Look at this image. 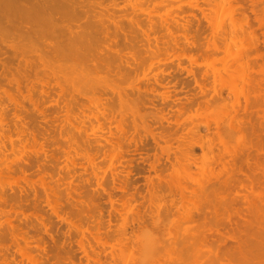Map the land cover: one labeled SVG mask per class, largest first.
I'll list each match as a JSON object with an SVG mask.
<instances>
[{"label": "rangeland", "instance_id": "374dc122", "mask_svg": "<svg viewBox=\"0 0 264 264\" xmlns=\"http://www.w3.org/2000/svg\"><path fill=\"white\" fill-rule=\"evenodd\" d=\"M56 1H58V0H56ZM61 1H63V0H61ZM71 1L73 2L72 8L69 7L70 8L69 9L68 7L64 6L63 8L68 13L67 12L65 13L64 10L62 13L61 9H63V8L62 7L57 8L59 6V4L56 7L58 2H55V0H53V1L49 0L50 4L57 8V11H56L57 13L54 12V14H56V15L58 14V15L57 16L54 15V16L56 18H58V21H56L55 23L57 25L59 22V24H61V25L58 24L59 26L57 25L54 27V28H56L55 30L53 29V31L52 30L50 31L48 28L49 25L47 26L45 24V22L44 23L42 22L43 25L40 24L39 26L36 24V27L37 26L38 27L36 28L34 26L37 31L35 30V32H33V36H32V34L29 35L32 32H30V33L26 32L29 29H35L32 27L35 24V23L34 24L32 23L33 21L29 23L28 20L27 21L22 20L20 23L19 19L17 20V17H14V16H16V13H14L11 9H9V8H8L9 10L7 9L8 14H7L6 9H5L6 14H5L4 9L0 10V11H2V10L4 11L3 15L5 14L4 16L6 17L5 18V17L1 16L2 14H0V16L3 17V18H0V55H1L0 56V78H1L0 79V84H1L0 85V112H1L0 113V119L2 121L3 120L5 121V123H3L4 121L0 122V136L2 134L7 136L5 138V136L3 135L4 137L0 139V147H1V149H0V156H1L0 157V200L1 201L4 200L3 202L0 201V209H2V210H0L1 211L0 212V242H1L0 243V253H2V254H0V257L2 256L1 257L2 259L0 258V262H1L0 264L3 263L2 262L3 260H4L3 264H9V263L10 264H32V263H30L31 260H29L27 257H28V255L31 256L34 253H35L34 256L36 257V261H39L37 263H40V264H45V263L46 264H61V263L62 264H79V262H80V264H83V263L84 264H88V263L91 264L92 262H93L92 264H98V262L101 264H114V263L115 264L116 263L117 264H120V263L121 264H153V263L154 264H201V263H203V264H264V239H263L264 238V222H263L264 219H262V218H264V214H263L264 213V208H263L264 207V184H263L264 183V181H263L264 177L262 179V182L260 181V183L263 185H259L260 183L256 184L255 180H253L254 176H253L252 171H254L253 170L254 168L252 167V165H254V164L252 162L253 159H251V157L250 158L248 157V159H246L248 161H246L245 163L240 164V161H236L237 164H236V166L234 165L235 168L237 166L241 165L240 168L244 166L242 168V170L238 169V167L236 169L233 167L234 170L233 169L231 170V172L232 171L233 172L230 173V171H229L230 167H231L230 164L232 162L230 160L235 161L236 160L235 157H239L238 155H240L241 153L243 154L244 152H245L244 154H247V153H249L250 155L254 154L255 146H252V148H251V145H252V143H253V145H255V143L257 141L256 135L259 132V130H263V132H264V121H263V119H264L263 118L264 117V109H263L264 108V103H263L264 92L262 93V91H264V89L262 90V88H261V87L264 88V80L262 81V79H264L263 78L264 77V68H263L264 67V55H263L262 60H260L259 58H256V59L253 58V55L256 54V51L253 49L254 47H251V46H255L256 42H258L257 45L259 47V50L261 52L264 51V45H263L264 42L262 43V40H264V38H263L264 36H262V34L260 32L261 30L264 31V26H262L261 30L256 28L257 22H256V20L254 21L253 13H251L249 11L250 8L253 9V7L250 6L248 2H246L247 0L246 1H243V0H175V1H171V0H80L81 3L79 0H78L79 2L77 0H71ZM253 1H256V2H254L255 3L254 4L255 10L254 9L253 10L257 14L261 13L262 16L264 17V15H263V13H264V10H263L264 2L263 1L260 2L258 0H253ZM64 2L68 4L70 2V0H68V2L65 0ZM259 2H260V4H259ZM240 3H242V5ZM247 3L249 6L247 5ZM67 4H64V5H67ZM69 4H71V3H69ZM240 5L241 6L244 5L245 7H247L245 9L246 10L245 13L248 15V17L245 13H241L243 10H242V8L239 7ZM251 5H253V4H251ZM55 7H54V9H56ZM73 7H76L77 9H75ZM58 9H60L61 11L58 12ZM71 9L73 11L76 10L75 12H77V13H75V12L73 13ZM9 11H10V13H9ZM11 11H12V13L15 14L14 16L12 15ZM136 11H138V12H136ZM142 11H143V13H142ZM257 11H259V12H257ZM70 12H72L73 15ZM144 13H146V14H144ZM75 14H76V16H75ZM68 15H69V18H68ZM77 15H78V18H77ZM101 15H103V16H101ZM9 16L14 17V19H16L19 22L18 23L19 25H22V23H23V25H22L23 29H21V27L19 25L17 26V22L15 23V21ZM70 16L72 17L71 19H70ZM62 17L65 18L66 20L63 19ZM174 17L176 18L175 19L176 21L174 20ZM178 17L181 20H179ZM182 17H183V19H182ZM252 17H253V19H252ZM4 18L5 19L9 18L10 20L8 19L7 22H5L6 20ZM31 18L33 19L34 16H32ZM67 18L70 20L67 21ZM148 18H149V20H148ZM240 18H241V20H239ZM34 19L38 20V22H40L39 20H41L40 18H38V19L34 18ZM61 19H63V20H61ZM77 19H79V20H77ZM182 20H183V23H182ZM184 20H186V21L184 22ZM74 21H76L77 23L76 22L74 23ZM172 21H174V22H172ZM175 22H179V23H175ZM247 22H249V23H247ZM4 23H5V26H3ZM151 23H153V24H151ZM44 24L47 27L46 29L44 28ZM87 24H89V25H87ZM180 24H181V27H180ZM71 25H72V28H71ZM73 25L74 26L76 25L75 26L76 28L75 27L73 28ZM178 25H179V27H178ZM8 26H10V27H8ZM24 26L26 28L28 27L29 29L24 31L26 29V28H24ZM63 26L70 28V30L72 32L74 31L72 33V35L76 34L78 36L80 34V36H81L80 32L83 31L82 32V35H83L82 38L84 37L83 39L78 38L77 36H74L77 39L71 37L70 42L72 40L74 42L75 40L77 41L78 39H80V41H77V44L79 42L82 43L80 45L78 44L79 47H77L78 45L75 42L74 44H76V45H75V47H73L74 48L73 49V48H71L73 46V44L71 42L72 45L71 44H70L71 46L69 45L70 49L68 50L71 53H69L67 51H66L67 53L63 52L64 50L62 49V46L66 48L67 45H64V44L68 43V42H66V40H64L65 43L62 42L61 45L58 42V38H59V41H61L60 35H61V37H63L62 34L65 32L64 31L65 28ZM169 26H170V28H169ZM39 27H42V28H39ZM57 27H59V28H57ZM61 27H62V29H61ZM78 28L81 31L78 30ZM254 28H256L257 30ZM7 29H8V31H7ZM82 29H84L85 31ZM22 30L24 31L23 33L21 32ZM94 30H95V33H94ZM48 31H49V33H48L49 35L47 34ZM57 31H59V32H57ZM61 31H63V32H61ZM254 31H255V33H254ZM50 32L54 36L53 37L54 39H55V37L57 38V41L55 39V42L50 43L51 40L54 41V39L52 38V35H50ZM52 32H55V33H52ZM24 33H26V34H24ZM56 34H58V35H56ZM25 35H27V37ZM45 35H48V36H45ZM91 35H92V37H91ZM29 36L30 37L32 36L31 39ZM34 37H36V38H34ZM47 37L50 39H48ZM86 37L89 39V41H87L88 45H86V46L84 45L83 47H81L83 44L86 43V40H85V39H87ZM113 39L116 41H114ZM174 39L178 43L175 42ZM25 40H26V42H28V40H29V43H26ZM108 40H109V42H108ZM110 40H111V42H110ZM41 41H43V42L41 43ZM62 41H63V39H62ZM173 41H174V43H173ZM247 41H248V43H247ZM252 41H253V43L254 42L255 43L252 44ZM30 42H31V44L32 43L33 44L31 45ZM47 42L50 44L48 45ZM43 43H44V45H43ZM51 44L55 45V47L53 45V47H54L53 50L51 49L52 48ZM117 44L119 47H117ZM125 44H126V46H129V49H128V47H125ZM157 44L161 48L158 47ZM46 45H48V46H46ZM188 45H190V47ZM130 46L131 47L134 46V47L131 48ZM56 47H58V49H59V54L57 52L58 49ZM120 47L123 49H121ZM61 49H62V51H61ZM72 49L73 50L78 49L81 53L76 51L78 53L75 54V51L73 52ZM154 50H155V52H154ZM42 51H44V53H47V55L44 54ZM51 51L52 52L55 51V52H53L54 54H52ZM125 52H128V53H125ZM48 54H49V56H48ZM57 54H58V56H57ZM66 54L67 55L70 54V55L67 57ZM81 54H82V57H84L82 59H81ZM108 54L109 55L112 54L111 55L112 57L108 56ZM126 55H128V56H126ZM73 56H75V57H73ZM116 56L118 57V59L116 58ZM248 56H250V57L252 56V58H250ZM85 57H86V60H84ZM109 57H110V59H112L111 60L112 62L108 61ZM101 58H102V60H101ZM113 59H115L114 62L116 61L117 63L116 62L113 63ZM128 59H129V61H128ZM54 60H56V61H54ZM120 60H123V61L121 62ZM257 60L259 63L257 62ZM128 62H132L133 67H132L131 71L129 70L130 68L127 67ZM93 64L95 66H93ZM105 64H107V66ZM112 64H113V66H112ZM119 64H123L126 68L123 67L122 65L119 66ZM259 64H261L262 66ZM134 66H136V67H134ZM81 67H83V68L81 69ZM88 67H89V69H91V71H89ZM96 67H97V69H96ZM101 67H102V70H101ZM111 67L114 71L113 70L109 71L111 69ZM122 67H123V69H122ZM253 67H255V68H253ZM84 68L86 69V72H85ZM124 68H125V70H124ZM119 69H120V71H119ZM87 70H88V73L89 72H91V73L94 72V73L87 74V76H86L84 74V72L87 73ZM127 70H128V72H127ZM259 72H260L262 77L259 75ZM203 73H204V75H203ZM128 74L130 75L129 78L127 77ZM250 75H252V76H250ZM6 76L8 77V79L5 78ZM240 76H242V78H245V79H242ZM125 77L128 79H126ZM248 77L250 78L249 79L250 81L246 82V84L247 83H249V84L245 85L244 80L248 79ZM164 78H165V80H164ZM181 78H183V79H181ZM255 78L257 81L255 80ZM119 79H120V81H119ZM157 79L160 81H158ZM195 79H197V80H195ZM251 79L252 80L254 79L255 82L253 83V81ZM259 79H260V81H259ZM8 80H9V82H8ZM167 81H169V82H167ZM188 81H190V82H188ZM246 81H248V80H246ZM26 82H27V85H26ZM28 82H30V83H28ZM116 82H117V84H116ZM112 83H114V84L112 85ZM255 83H256V86H255ZM260 83H261V85H259ZM98 84H100L101 86ZM262 84H263V86H262ZM114 85H116L117 87ZM250 85H251V88L253 86H255L256 88L253 87L252 88L253 90H252L250 88ZM257 85H259V87ZM166 86H168V87H166ZM187 86H188V88H187ZM195 87H197V88H195ZM247 87H248V89H245ZM18 88L20 89V91L22 90L21 93H20ZM112 88L115 89L114 91L119 90L118 95H117V92L115 93L112 91L113 90ZM150 88H151V90H150ZM209 88H211V89H209ZM131 89L136 94L135 93L133 94V91ZM249 89L251 90V92ZM258 89L262 90V91H259ZM121 90H123V91H121ZM216 90H218V91H216ZM252 91L253 92L256 91L257 97H258V94L261 92L260 93L261 95L259 94L260 96L258 97L260 103H258L259 101L257 102V100H255V101L252 100V99H254L253 95L255 94V93L253 94ZM129 92H130V94L131 93L132 94L130 95ZM198 92H199V94L201 92L200 96H199ZM250 93L253 94L252 97H251V95H249ZM120 94L121 95L123 94V95L121 96ZM243 94H245V95L247 94L246 96H248V99L250 101L249 106L251 105L250 107L247 106L248 107L247 110H249L250 108L251 109L249 111L245 110L247 112V113L245 112L246 114L243 113V110H242L244 107V103H245V101H244L245 96ZM15 95L18 97H16ZM173 95L175 97H173ZM13 96H14V98H13ZM124 96H126V97H124ZM135 96L138 98H136ZM150 96L152 97V99ZM191 96H193V97H191ZM221 96H222V98L219 99ZM234 96H237V97H234ZM122 97L124 100L122 99ZM145 97L147 98V100L151 99L152 101L150 100V102L151 103L153 102V104H151L149 102V100L146 102ZM257 97L255 99H257ZM74 98H76V99H74ZM113 98H115V99H113ZM185 98H186V101H185ZM189 98L191 100L190 102H189ZM15 99H17V100H15ZM32 99L35 102H33ZM180 99H181V101H180ZM137 100H139V102ZM143 100H144V103H143ZM177 101H178V103H176ZM145 102L146 103L149 102L150 105H149V103L145 104ZM198 102L201 105H199ZM125 103H127V104H125ZM130 103H132V104L130 105ZM134 103H135V106H133ZM138 103H140L142 105H140ZM169 103L171 105H168ZM41 104H42V106H41ZM137 104L139 105L140 108L137 106ZM159 104H161V105H159ZM179 104L180 105L183 104V106L181 105L182 106L181 107ZM240 104H243V105H240ZM258 104L261 105L260 106L261 108H259ZM95 105H97V106H95ZM123 105L124 106L127 105V106L124 107ZM172 105H174V106H172ZM178 105H179V107H178ZM238 105H239V107H238ZM40 106H41V108H40ZM241 106H242V108H240ZM145 107H147V108L145 109ZM165 107H166V109H165ZM192 107H193V109H191ZM200 107L203 109L201 110ZM221 107L224 108V111H223V108H221ZM137 108L140 110H138ZM218 108H219V111H218ZM142 109H145L146 112H145V110H142ZM182 109H184V110L186 109V111H183ZM221 109H222V111L220 112ZM225 110H228V111H225ZM236 110H238V111H236ZM240 110H242V111H240ZM262 110H263V114H261ZM139 111H143V113L142 112L140 113ZM231 111H234V112L236 111L239 118H236V117L234 118V115H235L234 112H232L229 115L228 112L230 113ZM239 111H240V113H238ZM257 111H259V113ZM217 112H219V113H217ZM117 113H118V115L120 114V116H118ZM2 114H3V117L1 118ZM240 114H241V116H240ZM227 115H228V117H227ZM75 116H77V117H75ZM137 116L138 117L140 116V117L138 118ZM240 117L243 118L241 120V122H239ZM68 118H69V120H68ZM70 118H71V120H70ZM159 118H161V119H159ZM244 118H245V120L247 118L248 120H250V122L249 121L245 122ZM134 119L138 122H136ZM231 119H232L233 123L231 122ZM130 120L132 122L134 121V123H132ZM176 121H177V124H175ZM236 121H237V123H236ZM63 122H64V124H63ZM129 122H131V123H129ZM156 122L161 123V125L159 123H156ZM192 122H193V124H192ZM78 123H79V125H76ZM140 123H142V125ZM205 123H206V125H205ZM251 123H252V125H251ZM103 124L106 126H104ZM73 125H75V126H73ZM259 125L261 126V128ZM66 126H67V128H66ZM179 126H180V128H178ZM233 126H236L235 127L236 129L233 128ZM251 126L255 127V128H252V129H254L251 131L252 133L250 132ZM13 128H14V130H13ZM73 128L75 131L73 130ZM147 128L149 130H147ZM20 129H21V131L22 130L23 131L22 132L19 131ZM11 130H13V132ZM43 130L45 131V133ZM52 130H54V131H52ZM189 130L192 132H190ZM217 130H219V131H217ZM238 130H240V131H238ZM8 131H11V133ZM25 131H27V132H25ZM135 131H137V132H135ZM207 131H208V133H207ZM220 131H221V137H219L220 135L218 134V133H220ZM241 131L243 133H241ZM254 131L257 133L254 134L255 133ZM23 132L25 134H22ZM138 132H140V133H138ZM161 132L163 133L164 136L162 135ZM231 132L232 133L234 132V134H231ZM78 133H80V134L78 135ZM147 133H148V135H147ZM225 133L228 135H226ZM246 133H247V135H246ZM17 134H19V135H17ZM51 134H53V135H51ZM81 134H82V136H81ZM158 134L159 135L161 134V135L159 136ZM165 134H167L168 136L169 135L174 136L173 137L174 139L172 138V136H170L171 138L166 137ZM191 134H193V135H191ZM198 134H200L202 136V138H200L201 136L197 137ZM207 134H209V135L207 136ZM38 135H39V137H38ZM211 135H212V137H211L212 139L209 137ZM216 135H218V137ZM252 135H254V136H252ZM8 136L10 139L8 138ZM154 136H156L157 138ZM73 137H76V138L73 139ZM158 137H160L161 139ZM4 138L5 139L8 138L10 142L8 140L5 141ZM164 138H166V140H164ZM167 138H169L168 140H170L169 141L170 143L168 142ZM194 138L198 141H201V139H203L206 142V144L208 143L209 145L207 144L208 146H206V144H205V147H207V148L204 147V149L198 148L197 145L193 146L191 148L192 150L191 149L190 150L192 152L194 151L193 152L194 156L196 155L194 157L195 161L189 160L191 162L189 165V163H187L188 162L187 160L190 158V156H191L190 153L192 154V152H190V150L187 149V148H189V146H185V144L188 143L186 145H189V143L195 142ZM208 138H210V139H208ZM222 138H225V141ZM248 138H249V140H248ZM261 138H262V140L264 139L263 134L261 135ZM2 139L5 142H3ZM11 139H12V141H11ZM47 139H49V140H47ZM144 139L146 141H144ZM155 139H157V140L154 141ZM93 140L95 141V143ZM178 140H180V141L183 140V142L182 141L179 142ZM184 140H186V142ZM242 140H244V142ZM44 141H46L48 143H46ZM171 141L173 144L171 143ZM211 141H213V142H211ZM8 142H9V144H8ZM115 142H117V143H115ZM122 142H123V144H122ZM210 142L213 144L216 143V146H214L215 144L212 146V148L214 150L212 148H208V147H211ZM228 142H230V143H228ZM234 142H235V146H234ZM249 142H251V143L248 144ZM108 143H111V145L109 146ZM223 143H227V146L225 147L224 146L225 144H223ZM144 144H145V146H144ZM177 144L183 145L182 148L178 147ZM217 144L219 145V147H217L218 146ZM5 145L7 148L9 147L11 149H7L5 147H3L4 148L3 149L2 146H5ZM136 145H137V149H136ZM138 145H139V147H138ZM140 145L143 146L142 147L143 150L141 149ZM248 145H250V146H248ZM16 146H17V148H16ZM246 146H248V147L245 148ZM12 147H14V148H12ZM144 147H146V149H148V150H146ZM171 147H173V148H171ZM5 149H7V150L5 151ZM12 149L14 150V152H12L13 151ZM185 149L189 150V152L186 151ZM249 149H251V150H249ZM263 149H264V144H263ZM49 150H50V152H49ZM175 150H177V151H175ZM246 150H249V152H247ZM7 151L8 152L10 151V152L7 153ZM71 151H73V152H71ZM129 151H131L132 153H130ZM135 151H137V152H135ZM145 151H147V152H145ZM180 151L181 152L183 151V153H185V154H179V153H181ZM240 151H241V153H240ZM2 152H3V154H2ZM140 152H142V153H140ZM176 152L178 154H176ZM237 152H238V155H237ZM72 153L74 154V157H73ZM147 153L149 154V156ZM156 153L158 156L156 155ZM162 153H166V154H162ZM204 153H207V154H204ZM216 153L217 154L219 153V154L216 155ZM111 154H112V157H111ZM132 154L135 156H133ZM172 154L175 155V157H177V158L175 159ZM193 154H192V156H193ZM203 154L207 155L208 157L204 156ZM5 155H7V156H5ZM178 155L179 156L183 155V158H182V156H180L178 158ZM184 155H185V158L187 157V160H186L187 162H185V160H184L185 159ZM263 155L264 154H261V156H260L261 157V159H260V163H261L260 167L261 168L262 167L264 168V166H263L264 165V159H262V158H264ZM146 156H148V158ZM155 156L160 158V162H159V159H157ZM201 156H203V158L204 157L205 158L202 160L200 158ZM214 156H216V157H214ZM221 156H222V159H220ZM140 157L143 160H145V158H146V160L148 159L149 161L147 160V162H146V160H145V162L144 161L142 162L141 161L142 159L141 160L139 159ZM166 157L169 159H166ZM197 157L200 158L201 160L199 161V159H196ZM231 157H233V158L231 159ZM206 158H208L209 161L210 160L214 161L215 159L222 161V163H221L220 161L217 160V162L220 163V165L222 164V166H224V169L222 168V166H219L218 163H215L216 161L214 163L210 161L211 164H209V161H207ZM213 158H215V159H213ZM72 159H73V161L75 160L74 161L75 163L72 161ZM153 159H156V160L154 161ZM224 159H226L227 161H230V163L228 164V162ZM126 161H130V163L126 162ZM153 161L154 162L157 161L158 163L157 162L156 163L158 165H156V163H152ZM167 161H169L171 164L169 162L167 163ZM180 161L181 162L184 161L185 162L184 165L188 164L187 166L190 169H186L188 167L186 165H185L186 167L184 165H181L182 163ZM173 162L176 163V164L175 163L174 164L177 167H175ZM202 162L204 164L199 165V163H202ZM205 162H208V163L206 164ZM262 163H263V165H262ZM135 164H137V165H135ZM152 164L153 165L155 164L154 165L155 168L160 167L158 170H160L161 172H159L158 170H155V172H154V170L152 168H150ZM165 164H166V166H169V168H166ZM234 164H235V162H234ZM129 165H130V167H129ZM201 165H203L204 167H202ZM248 166H251V168H249ZM218 167H221L223 170L218 168ZM10 168H11V170H10ZM26 168H29V169H26ZM171 168H172V170H171ZM180 168H181V170H180ZM225 168L229 172H227V170ZM261 168H260V171L262 170L264 173V169L263 168L261 169ZM167 169H169V170H167ZM208 169H209V171H208ZM182 170H183V172H182ZM202 170H203V173H202ZM224 170H226V172L229 174L227 175V173ZM135 171L139 172V174L136 173ZM142 171H144V172H142ZM248 171H250V172L247 175ZM131 172H133V173H131ZM141 172H142V174H141ZM191 172H194V173H191ZM207 172L213 178L211 176L207 177V176L203 175L204 173H206L205 175H208ZM129 173H131V174H129ZM159 173H162L163 176L160 175ZM183 173L184 174L187 173V174L184 176ZM213 173H215V174H213ZM127 174H128V176H127ZM165 175H166V177H165ZM180 175H181V177H180ZM194 175H195V178H194ZM124 176L125 177L127 176L126 179ZM142 176L144 179L142 178ZM168 176L171 178V180H169L170 178H167ZM172 176H173V178H172ZM186 176L187 177L190 176L191 178L189 177L190 179L187 178V180H186ZM199 176H200V178H198ZM203 176H204V178H202ZM228 176H230V177H228ZM151 177H154L156 179V181H154L155 179L154 178L152 179ZM175 177H176L177 181L175 180ZM205 177H206V180L208 183L205 181ZM244 177H246V179ZM58 178H59V180H58ZM117 178H119V179L116 180ZM134 178H137V179H134ZM145 178L146 179L148 178V180H150L151 182L150 181L145 182V180H146ZM180 178H181V180H180ZM214 178L215 179L217 178L218 180L216 179L217 180L216 181ZM250 178H252V179H250ZM61 179H63L62 180L63 184L61 182ZM124 179H125L126 184H123ZM127 179L128 180L130 179L131 183H129L130 180L128 181ZM193 179H194V181H193ZM132 180L135 184L132 182ZM137 180L139 182H137ZM168 180H169V182L171 181V183H172V185L170 184V185L166 186L167 189L169 187H171L168 189L169 191L167 189H165V185L169 183ZM202 180H203L205 185H203ZM247 180L249 181V183ZM250 180L252 181V184L250 183L251 182ZM236 181L239 184H237ZM71 182H72V184H71ZM148 182H150V183H148ZM195 182H198V184H196ZM244 182H246V184ZM145 183H146V186H143V185H145ZM155 183H157V184L154 188ZM199 183H201V185ZM229 183H230V185H229ZM241 183H243V184H241ZM45 184L48 186V190L45 189V187H47ZM149 184H150V186H149ZM160 184H161V186H160ZM120 185L121 186L125 185L124 187H122V189H123L122 191H121ZM193 185H195V187ZM199 185H200L201 190H203L205 188V190H203L204 195H203V193H202V195H200L199 191H198V193L197 192L195 193V191L200 190L198 187ZM257 185H259V186H257ZM75 186L76 187L78 186L79 189L77 187V189H78L77 190ZM182 186L183 187L184 186H186V187L190 186L191 188L189 187V188H187V190H185L186 188L185 187L182 188ZM207 186H209L210 188ZM228 186H230V187H228ZM69 187H71V188H69ZM156 187H160L158 190L159 193L157 192ZM206 188H209L208 191L209 190L210 191L209 192L206 191L207 190ZM227 188H230L231 191H230V189H228L229 191H226ZM251 188H252V190H251ZM257 188H258V190H257ZM136 189L139 190V191L137 190L138 191L136 193L137 195H135V193H133V192H136L135 191ZM176 189L179 192L182 191V194L185 193L186 198H188V199H186L185 196L183 195L182 198H184L185 201H184V199H181L183 202H180L179 200L181 197L179 195H181V194L178 195V197H179L178 198L177 197L178 192L177 191H176L177 193L175 192ZM193 189H196V190L194 191ZM64 190H65V192H64ZM149 190H150V193H148ZM260 190L261 191L263 190L262 191L263 193H260L261 192ZM48 191H49V193H48ZM128 191L130 193H128ZM141 191H142V193H141ZM166 191H168V194ZM186 191H190V193H188ZM216 191H217V193H214ZM151 192H153V194ZM173 192H175V193L173 194ZM206 192H208V193H206ZM221 192L222 193L226 192L227 195L222 194ZM193 193L196 195H194ZM8 194H9V196H8ZM156 194L158 196H155ZM172 194L174 196H170ZM217 194L219 196H217ZM237 194H239V195H237ZM248 194H250V195H248ZM261 194L263 196H261ZM50 195L52 197H54V196H56V197L51 198ZM72 195H74V196H72ZM152 195H154V196L152 197ZM159 195H160V197H159ZM205 195H206V197H204ZM235 195H237L238 197ZM77 196H78V198H77ZM121 196H123L124 198L121 199ZM192 196H194V197H192ZM196 196L203 198V199H200L201 200L200 201L199 198H195ZM215 196H216V201H215ZM223 196L224 197L227 196V197L223 198ZM258 196L260 197V199ZM18 197H19V199H18ZM28 197H29V199H28ZM110 197H111V199H110ZM118 197H119V199H118ZM128 197H130L131 201L129 200ZM155 197H157V200H155L156 199ZM175 197L178 199L177 201H176ZM217 197H220V198L217 199ZM230 197L233 198V201H232V198L230 199ZM57 198H59V199H57ZM133 198H136L135 200L136 201L138 200V201L136 202ZM138 198H140V199H138ZM209 198L211 200L215 201V205H213L214 202H212ZM237 198H238V200H237ZM52 199L53 200L55 199L57 201L56 204L58 206H56V207L54 206L55 210L53 209L52 204H51V203H53V205H55V202H54L55 200L52 202ZM60 199H61V201H59ZM245 199H246V201H245ZM62 200L64 202H66V201L67 202L71 201V202L68 205L67 202L63 203ZM72 200H74V201H72ZM77 200H78V203H76ZM82 200H84V201H82ZM191 200H193V201H191ZM236 200H237V202H235ZM242 200L244 201L245 204H242L243 203ZM123 201H124V203H123ZM84 202H85V204H84ZM168 202L171 203L173 206H170L171 204L169 205ZM177 202L181 203L182 208H181V205L179 206V204ZM190 202L193 203V204L192 203L191 204L193 205V207L195 206L194 208L192 207ZM196 202H197V204H196ZM203 202H205V203H203ZM79 203H80V205H79ZM125 203H127V204H125ZM141 203H143L144 205ZM185 203H188V206H190V207L187 208V206H186L187 204H185ZM201 203H202V207H200ZM207 203L209 206L207 205ZM248 203H250V204H248ZM61 204L63 206H60ZM89 204H91L90 209H89ZM176 204L179 207H177ZM261 204H262V206H261ZM29 205H30V207H29ZM85 205H88V206H85ZM211 205H213V206H211ZM234 205L236 207V210H237V208L239 209V210H237V211H239L238 213L234 212ZM239 205L240 206L244 205L246 208H244V206L240 207ZM251 205H253V206H251ZM11 206H13L14 208ZM75 206H76V208H75ZM78 206H79V208H78ZM81 206H82V208H81ZM216 206H217V208H215ZM224 206H225V209H224ZM237 206H239V207H237ZM174 207L178 208L181 211L176 210ZM196 207L199 209H197ZM208 207H210V209H208ZM211 207H213V208H211ZM260 207H262V208H260ZM63 208L65 211L63 210ZM80 208H81V211H80ZM84 208H85V210H84ZM153 208H156L154 210L155 211L157 210L156 212H159L160 215L157 213V215H158L157 216L155 214L156 212L154 213ZM201 208H204L203 212L205 211V213H206V214L204 213L205 216L200 215V214H198V212H196V209L200 210ZM240 208H242V209H240ZM216 209H219V210L216 211ZM75 210H76V215L73 214V211L75 213ZM59 211H60V213H58ZM161 211L163 214L161 213ZM175 211L180 215L179 218H178L179 215L178 216L175 215V213H176ZM186 211H187V213H186ZM189 211L194 213V214L196 213L195 215L191 214L193 217L195 216L193 218L195 220H191L192 218H189V217H191V215L188 214ZM80 212L83 213V215ZM112 212L115 215L112 214ZM170 212H172V213H170ZM207 212H209V214ZM216 212H219V213H217V216H216ZM55 213L57 214V216H55L56 215ZM65 213L67 214V216ZM184 213L186 214L185 218H184V216H185ZM220 213H223V215H221ZM243 213H245V214H243ZM257 213L259 214L258 216L255 215ZM60 214H61L62 218L66 217V219L68 218L70 221L68 220L69 222L67 223V221H65L66 219L63 220L61 217H59ZM77 214H80L81 216L77 215ZM91 214H92V216H91ZM197 214L199 216H197ZM218 214H219V216H218ZM227 214H229L230 215L229 217L232 218L231 219V225L235 229H232V227H231V229H229L230 227H227V226L224 228L222 226L221 227L222 229H221L220 226L218 225V227L221 230L220 232H228V231L232 232V234L234 236H236L235 237L236 239H238L241 236V239L239 238V240L243 244L242 245L243 246L242 251L244 252V254H241L238 251L237 252L235 251L236 253L235 252H229V253L224 254L222 248L219 250L217 248L219 243L214 242L217 245V246L215 245V248H214V247H212V245H214V243H212L210 246V243L205 240L204 236L207 235L208 233H210L209 230H211V228H214V229H215V227L218 228L217 227V224H218L217 219L215 217H218V220H222L220 218H223V217L225 218L226 217L225 215H227ZM41 215H43V216H41ZM71 215L73 217H71ZM87 215L89 216V218L87 217ZM134 215H137V216L134 217ZM138 215L139 216L141 215L142 217L144 216L143 221H141L142 217L139 220ZM168 215H170V216H168ZM173 215H175V216H173ZM181 215H183L182 217L184 219L181 217ZM208 215H210V216H208ZM38 216L40 219L37 218ZM166 216H168V217L165 220ZM176 216H177L178 220L180 219V222L177 221ZM202 216H204V218ZM31 217H33L34 220ZM90 217H93V219ZM152 217H154V218H152ZM196 217H198V218L196 219ZM24 218H25L26 223L23 220ZM42 218H44V220ZM59 218H61V219H59ZM73 218H74V220H73ZM109 218H111V219L109 220ZM134 218H135V220H134ZM161 218H162V220H161ZM181 218H182V220H181ZM206 218H207V220H206ZM241 218H243V222H242ZM257 218H259V219L261 218L260 221H258L259 219H257ZM12 219L14 220V222H17V223L14 224ZM47 219L49 222L47 221ZM132 219L134 220V223H133ZM201 219H202V221H201ZM5 220H7V221L11 220L10 223L11 222L12 223L10 224L9 222H6ZM40 220H43V221L41 222ZM159 220H160V222H159ZM164 221H166V223ZM188 221H189V223H188ZM194 221H197L198 223L197 222L195 223ZM213 221H215V222H213ZM234 221H236L235 222L236 224L234 223ZM238 221H239L240 225H237V224H239ZM246 222H247V224H246ZM72 223L74 224V226ZM202 223L204 224V226ZM207 223H210V224H207ZM18 224L20 225V227H22V229H23L22 231H21V228L18 226ZM158 224L160 225V227ZM161 224H163V225H161ZM41 225H43V226H41ZM140 225H142L143 227ZM205 225L208 226L210 229H206ZM17 226L19 227L18 229H17ZM61 226H63V227H61ZM71 226H72V228H71ZM129 226H130V228H129ZM161 226H163V227H161ZM235 226H237V227L242 226V227H241V229H238ZM23 227H25V228H23ZM48 227H50V229ZM74 227L76 229H78L79 232ZM109 227L110 228L112 227V228L110 229ZM164 227H166V228H164ZM190 227H191V229H190ZM12 228H15L14 232H16V230H17V232L23 233V235L25 237L22 239H25V240H22L20 238V237H22L21 235L20 236L18 235L20 233L17 234L18 237L15 235L17 232L16 233H14V232L10 233L13 230ZM196 229H198L197 230L198 232L196 231ZM214 229H212V231ZM69 230H71V231L69 232ZM72 230H74L75 232ZM193 230L196 231V233L192 232ZM232 230H234V231H232ZM169 231H171V232H169ZM202 231H204V232L202 233ZM205 231H206V234H205ZM238 231L240 232L239 233L240 235L236 234V233H238ZM86 232L93 238V240H91L92 238L88 234H86ZM140 232H142V233H141V236L139 237ZM173 232H176V233H173ZM178 232L180 235H178ZM13 233L15 236H13ZM69 233H70V235H69ZM184 233H186V234H184ZM26 234H28V235H26ZM61 234H63V235H61ZM188 234H189V237H187ZM214 234H212L214 236V238L218 237L215 232H214ZM257 234H258V236H257ZM39 235H41V236H39ZM71 235H73V236H71ZM97 235H99L98 238H97ZM129 235H131V236H129ZM162 235L164 236V238ZM173 235L176 236V238H173ZM191 236H193V239ZM200 236H201V238L199 239ZM82 237H84V238H82ZM29 238H31V239H29ZM129 238H131L132 240ZM159 238H161L163 240H161ZM190 238H191V240H190ZM27 239H28V241H27ZM217 239L218 238H215V240H217ZM56 240H58V241H56ZM80 240L81 241L83 240V241L79 242ZM88 240H90L89 241L90 243L88 242ZM181 240H183L184 242ZM195 240L196 241L198 240L199 242H196ZM200 240L202 241V244H201ZM228 241H227L228 245L235 244L233 241H230V240H228ZM14 242H15V244H14ZM85 242H87L86 243L87 246H86V244H84ZM93 242H95V243H93ZM103 242H105V243H103ZM16 243H17V245H16ZM38 243L40 246H42V244L45 246H42L40 248ZM186 243H188V245ZM197 243H198V245H197ZM79 244H81V245L84 244L85 246L84 245L81 246ZM204 244H208V245L206 246ZM125 245H127V246H125ZM95 246H97V247H95ZM58 247H60L61 249ZM194 247L198 248L197 251H195L196 248H194ZM18 248H19V251H18ZM29 248L32 251H30ZM64 248H65V251H64ZM87 249H88V251L85 252V250H87ZM205 249H206V251H205ZM41 250H42V252H41ZM92 250L94 252V255H92V253H93ZM112 250L114 251V253H112L113 255L111 254ZM16 251H18L20 254ZM29 251L31 254H29ZM46 251L47 252L49 251L51 254L49 252H48L49 253L48 254ZM193 251L196 252V254H193L194 253ZM207 251H208V253H210L212 251L213 255L211 253L209 255H207L208 254ZM58 252H60V253H58ZM61 252H63V254ZM64 252H66V253H64ZM182 252H184V253H182ZM188 252L191 254H189ZM216 252H217V254H216ZM4 253H6V254L3 255ZM218 253H219V255H218ZM233 253H235V254H233ZM46 254H48V255L46 256ZM58 254H59V256H57ZM87 254H89L90 256ZM115 254H116V256H115ZM62 255H64V256H62ZM71 255L73 256V258ZM109 255H110V257H109ZM37 256H38V258H37ZM67 256H68V258H67ZM85 256H89V257H85ZM177 256L180 260L177 258ZM11 257H14V258L9 259ZM150 257H152V258H150ZM59 258H62V259H59ZM80 258H81V261H80ZM98 258L100 259V261H98L99 260ZM5 259H6V261H5ZM21 259H25V260H21ZM38 259H40V260H38ZM51 259H54V261ZM68 259L72 263L69 262ZM145 259H146V262H145ZM155 259H156V261H155ZM176 259H177V261H176ZM152 260H154L155 262ZM151 261H152V263H151ZM168 261H170V262L168 263ZM141 262H143V263H141Z\"/></svg>", "mask_w": 264, "mask_h": 264}, {"label": "bare ground", "instance_id": "6f19581e", "mask_svg": "<svg viewBox=\"0 0 264 264\" xmlns=\"http://www.w3.org/2000/svg\"><path fill=\"white\" fill-rule=\"evenodd\" d=\"M51 1H53V0H51ZM60 1H61V0H58V1L55 0V2H58L57 5L53 2V3L56 5V7H57L58 4H59V6H58L57 8H59V7H62V8H63L64 6H66V7H68V8H69V7L72 8V6H73V5H72L73 2H72L71 0H70V2H69V3H71V4H69V3H68V4L65 3V2H64L65 0H63V1H61V2H60ZM66 1L68 2V0H66ZM77 1H78V0H77ZM79 1H80V0H79ZM79 1H78V2H79ZM171 1H175V0H171ZM243 1H246V0H243ZM258 1H260V2L263 1V2H264V0H258ZM63 2H64V3H63ZM238 2H239V1H238ZM240 2H241V1H240ZM246 2H248L249 5L252 6L253 9H254V4H255L254 2H256V1H253V0H247ZM252 2H253V3H252ZM260 2H259V4H260ZM80 3H81V1H80ZM82 3H83V2H82ZM248 3H247V5H248ZM64 4H67L68 6H67V5H64ZM240 4L242 5V3H240ZM251 4H253V5H251ZM69 5H70V6H69ZM77 5H78V4H77ZM77 5H76V6H77ZM238 5H239V4H238ZM241 5L239 6V7L242 8V10H243L241 13H245V12H246L245 9H246L247 7H245L244 5H243V6H241ZM249 5H248V6H249ZM54 7H55V6H53V5L50 4L49 0H48V1H47V0H0V10H1V9H4L5 14H6V10L9 8V9H11L14 13H16V16H14L15 14L12 13V11H11L12 15H13L14 17H17V20L19 19L20 23H21L22 20H23V21H24V20H25V21L28 20L29 23L33 21L32 23H33V24L35 23V24H34V25L32 24V25H33L32 27L35 28V27H36V24L39 26L40 24L43 25V23L45 22V24H46L47 26L49 25L48 28H49L50 31H51V30L53 31V29L55 30L56 28H54V27L57 26V25L59 24V22H58L57 25H56V23H55L56 21H58V18L55 17V16H57L58 14H57V15L54 14V12L57 11V8L55 7L56 9H54ZM66 7H65V8H66ZM77 7H78V6H77ZM73 8L77 9L76 7H73ZM80 8H81V7H80ZM240 8H239V9H240ZM262 8H263V7H262ZM5 9H6V10H5ZM9 9H8V10H9ZM69 9H70V8H69ZM75 9H74V10H75ZM253 9L250 8L249 11H250L251 13H253V15H254V21L256 20V22H257V27H256V28H258V29L261 30L262 26H264V17L262 16L261 13H260L261 15H260V14H257V13L254 11L255 9H254V10H253ZM8 10H7V14H8ZM61 10H62V13H63V10L65 11L64 8L61 9ZM61 10L58 9V12L61 11ZM66 10H67V9H66ZM71 10H72V9H71ZM261 10H262V9H261ZM263 10H264V8H263ZM4 11H3V10L0 11V12H1L0 14H2L1 16H3V17H5V16H4L5 14L3 15ZM15 11H16V12H15ZM75 11H76V10H75ZM75 11L72 10L73 13H74ZM83 11H84V10H83ZM150 11H151V10H150ZM155 11H156V10H155ZM247 11H248V10H247ZM66 12H67V11H65V13H66ZM72 12H70V13H72ZM134 12H135V11H134ZM136 12H138V11H136ZM140 12H141V11H140ZM257 12H259V11H257ZM9 13H10V11H9ZM56 13H57V12H56ZM65 13H64V14H65ZM67 13H68V12H67ZM70 13H69V14H70ZM73 13H72V15H73ZM75 13H77V12H75ZM96 13H97V12H96ZM132 13H133V12H132ZM142 13H143V11H142ZM247 13H248V12H247ZM262 13H263V12H262ZM102 14H103V13H102ZM134 14H135V13H134ZM144 14H146V13H144ZM245 14H246V13H245ZM9 15H10V14H9ZM54 15H55V16H54ZM238 15H239V14H238ZM246 15H247V14H246ZM263 15H264V13H263ZM1 16H0V18H3V17H1ZM32 16H34V18H37V19L40 18L42 21L39 20L40 22H38V20H35L34 18H33V19H34V20H33V19L31 18ZM75 16H76V14H75ZM101 16H103V15H101ZM9 17H11V18L15 21V23L17 22V26L19 25V24H18L19 22H18L16 19H14V17H12V16H9ZM175 17H176V16H175ZM175 17H174V20L176 19ZM247 17H248V15H247ZM5 18H6V17H5ZM5 18H4V19H5ZM27 18H28V19H27ZM62 18H63V17H62ZM68 18H69V15H68ZM68 18H67V21L70 20L72 17L70 16V19H68ZM77 18H78V15H77ZM132 18H133V17H132ZM136 18H137V17H136ZM8 19H9V18H8ZM8 19H5L6 21H5V20H4V21L7 22ZM31 19H32V20H31ZM63 19H65V18H63ZM63 19H61V20H63ZM134 19H135V18H134ZM178 19H179V17H178ZM178 19H177V20H178ZM182 19H183V17H182ZM252 19H253V17H252ZM9 20H10V19H9ZM65 20H66V19H65ZM77 20H79V19H77ZM77 20H76V21H77ZM128 20H129V19H128ZM148 20H149V18H148ZM179 20H181V19H179ZM239 20H241V18H240ZM243 20H244V19H243ZM36 21H37V22H36ZM67 21H66V22H67ZM71 21H72V20H71ZM71 21H70V22H71ZM76 21H74V23H75ZM97 21H98V20H97ZM130 21H131V20H130ZM175 21H176V20H175ZM185 21H186V20H184V22H185ZM42 22H43V23H42ZM64 22H65V21H64ZM77 22H78V21H77ZM77 22H76V23H77ZM137 22H138V21H137ZM149 22H150V21H149ZM151 22H152V21H151ZM172 22H174V21H172ZM2 23H3V22H2ZM8 23H9V22H8ZM29 23H28V24H29ZM38 23H39V24H38ZM78 23H79V22H78ZM83 23H84V22H83ZM101 23H102V22H101ZM167 23H168V22H167ZM170 23H171V22H170ZM175 23H179V22H175ZM175 23H174V24H175ZM182 23H183V20H182ZM247 23H249V22H247ZM45 24H44V28L46 29L47 27L45 26ZM68 24H69V23H68ZM70 24H71V23H70ZM85 24H86V23H85ZM151 24H153V23H151ZM171 24H172V23H171ZM14 25H15V24H14ZM14 25H13V26H14ZM22 25H23V23H22ZM22 25H19V26L21 27V29H23V28H22ZM30 25H31V24H30ZM59 25H61V24H59ZM59 25H58V26H59ZM65 25H66V24H65ZM77 25H78V24H77ZM87 25H89V24H87ZM185 25H186V24H185ZM255 25H256V24H255ZM3 26H5V23H4ZM10 26H11V25H10ZM10 26H8V27H10ZM13 26H12V27H13ZM34 26H35V27H34ZM38 26H37V27H38ZM69 26H70V25H69ZM75 26H76V25H75ZM75 26L73 25V28H74ZM80 26H81V25H80ZM85 26H86V25H85ZM92 26H93V25H92ZM170 26H171V25H170ZM170 26H169V28H170ZM175 26H176V25H175ZM186 26H187V25H186ZM188 26H189V25H188ZM250 26H251V25H250ZM37 27H36V28H37ZM42 27H43V26H42ZM42 27H39V28H42ZM63 27L65 28V30L63 29V30L65 31V32H64L65 34H64V33L62 34L63 37H61V35H60L61 41H59V38H58V42H59L60 45H61V43H62V42L65 43L64 40H66V42H68V43H66V44H64V45H67V46H66L67 49H66L65 47L62 46V49L64 50L63 52H66V51H67V52L71 53L70 51H68V50L70 49V46L73 44V46H72L71 48L75 47V45L77 44V41H80V39H78L77 41L75 40L74 42H73V40H72V41H71L72 44H71V42H70L71 37L75 38L74 36H77V35H76L75 33H74L75 35H72V33H73L74 31L72 32V31L70 30V28H68V27H66V26H63ZM178 27H179V25H178ZM178 27H177V28H178ZM180 27H181V24H180ZM182 27H183V26H182ZM252 27H253V26H252ZM24 28H26V27L24 26ZM36 28H35V29H29V28L27 27L24 31H26L27 29H29V30H27L26 32H27V33L32 32V33H30L29 35L32 34V36H33V32H35ZM57 28H59V27H57ZM71 28H72V25H71ZM75 28H76V27H75ZM81 28H82V27H81ZM83 28H84V27H83ZM91 28H92V27H91ZM174 28H175V27H174ZM184 28H185V27H184ZM256 28H254V29H256ZM21 29H20V30H21ZM45 29H44V30H45ZM61 29H62V27H61ZM85 29H86V28H85ZM87 29H88V28H87ZM105 29H106V28H105ZM172 29H173V28H172ZM181 29H182V28H181ZM240 29H241V28H240ZM32 30H33V31H32ZM41 30H42V29H41ZM57 30H58V29H57ZM78 30H80V29L78 28ZM82 30H84V29H82ZM91 30H92V29H91ZM95 30H96V29H95ZM95 30H94V33H95ZM256 30H257V29H256ZM7 31H8V29H7ZM24 31L22 30L21 32L23 33ZM36 31H37V30H36ZM42 31H43V30H42ZM80 31H81V30H80ZM84 31H85V30H84ZM1 32H2V31H1ZM4 32H5V31H4ZM44 32H45V31H44ZM57 32H59V31H57ZM57 32H56V33H57ZM61 32H63V31H61ZM82 32H83V31L80 32V33H81V36H80V34L77 36L78 38H82V36H83V35H82ZM87 32H88V31H87ZM87 32H86V33H87ZM248 32H249V31H248ZM260 32H261L262 36H264V31L261 30ZM37 33H38V32H37ZM48 33H49V31L47 32V34H48ZM52 33H55V32H52ZM77 33H78V32H77ZM89 33H90V32H89ZM191 33H192V32H191ZM254 33H255V31H254ZM24 34H26V33H24ZM58 34H59V33H58ZM58 34H56V35H58ZM87 34H88V33H87ZM48 35H49V34H48ZM48 35H45V36H48ZM50 35H52L51 32H50ZM64 35H65V36H64ZM249 35H250V34H249ZM21 36H22V35H21ZM25 36L27 37V35H25ZM25 36H24V37H25ZM32 36H31V37H32ZM79 36H80V37H79ZM88 36H89V35H88ZM29 37H30V36H29ZM31 37H30V39H31ZM36 37H37V36H36ZM36 37H34V38H36ZM49 37H50V36H49ZM53 37H54V36L52 35V38H53ZM91 37H92V35H91ZM103 37H104V36H103ZM145 37H146V36H145ZM191 37H192V36H191ZM250 37H251V36H250ZM47 38H48V37H47ZM73 38H72V39H73ZM83 38H84V37H83ZM83 38H82V39H83ZM86 38H87V37H86ZM195 38H196V37H195ZM263 38H264V37H263ZM48 39H50V38H48ZM53 39H54V38H53ZM55 39H56V41H57V38H56V37H55ZM55 39H54V41L51 40L50 43L55 42ZM62 39H63V41H62ZM75 39H77V38H75ZM249 39H250V38H249ZM20 40H21V39H20ZM45 40H46V39H45ZM85 40H86V43L83 44L81 47H83L84 45H85V46L88 45L87 41H89V39L87 38V39H85ZM113 40H114V39H113ZM244 40H245V39H244ZM250 40H251V39H250ZM43 41H44V40H43ZM43 41H41V43H42ZM90 41H91V40H90ZM114 41H116V40H114ZM174 41H175V39H174ZM174 41H173V43H174ZM257 41H258V40H257ZM25 42H26V40H25ZM39 42H40V41H39ZM69 42H70V43H69ZM75 42H76V44H74ZM108 42H109V40H108ZM110 42H111V40H110ZM129 42H130V41H129ZM175 42H177V41H175ZM197 42H198V41H197ZM197 42H196V43H197ZM263 42H264V40H262V43H263ZM26 43H29V40H28V42H26ZM41 43H40V44H41ZM44 43H45V42H44ZM44 43H43V45H44ZM47 43H48V42H47ZM50 43H48V45H49ZM116 43H117V42H116ZM119 43H120V42H119ZM126 43H127V42H126ZM177 43H178V42H177ZM190 43H191V42H190ZM247 43H248V41H247ZM249 43H250V42H249ZM254 43H255V42H254ZM254 43H253V41H252V44H254ZM257 43H258V42H256V45H255V46H251V47H254L253 49L256 51V54L253 55V58H255V59H256V58H259L260 60H262V59H263V55H264V51L261 52V51L259 50V47H258ZM30 44H31V42H30ZM32 44H33V43H32ZM32 44H31V45H32ZM34 44H35V43H34ZM70 44H71V45H70ZM78 44L80 45V44H82V43L79 42ZM78 44H77V45H78ZM130 44H131V43H130ZM260 44H261V43H260ZM36 45H37V44H36ZM48 45H46V46H48ZM51 45H52V44H51ZM51 45H50V46H51ZM53 45H54V44H53ZM53 45L51 46V47H52V48H51L52 50H53V48L55 47V45H54V47H53ZM56 45H57V44H56ZM69 45H70V46H69ZM79 45H78L77 47H79ZM109 45H110V44H109ZM127 45H128V44H127ZM155 45H156V44H155ZM263 45H264V43H263ZM57 46H58V45H57ZM68 46H69V47H68ZM122 46H123V45H122ZM157 46L160 47L158 44H157ZM188 46L190 47V45H188ZM249 46H250V45H249ZM36 47H37V46H36ZM88 47H89V46H88ZM108 47H109V46H108ZM117 47H119L118 44H117ZM123 47H124V46H123ZM125 47H128V49H129V46H126V44H125ZM130 47H131V46H130ZM132 47H134V46H132ZM132 47H131V48H132ZM48 48H49V47H48ZM56 48L58 49V47H56ZM59 48H60V47H59ZM120 48H121V47H120ZM131 48H130V49H131ZM155 48H156V47H155ZM160 48H161V47H160ZM193 48H194V47H193ZM195 48H196V47H195ZM39 49H40V48H39ZM62 49H61V51H62ZM73 49H74V48H73ZM73 49H72V50H73ZM78 49H79V48H78ZM78 49H77V50H73V52L75 51V54L78 53V52H80ZM108 49H109V48H108ZM121 49H123V48H121ZM121 49H120V50H121ZM124 49H125V48H124ZM158 49H159V48H158ZM248 49H249V48H248ZM253 49H252V50H253ZM41 50H42V49H41ZM109 50H110V49H109ZM111 50H112V49H111ZM250 50H251V49H250ZM38 51H39V50H38ZM61 51H60V52H61ZM76 51H78V52H76ZM112 51H113V50H112ZM123 51H124V50H123ZM125 51H126V50H125ZM39 52H40V51H39ZM42 52L44 53V51H42ZM51 52H52V51H51ZM53 52H55V51H53ZM53 52H52V54H54ZM57 52H58V54H59V49H58ZM63 52H62V53H63ZM67 52H66V53H67ZM107 52H108V51H107ZM128 52H129V51H128ZM128 52H125V53H128ZM131 52H132V51H131ZM154 52H155V50H154ZM251 52H252V51H251ZM253 52H254V51H253ZM62 53H61V54H62ZM80 53H81V52H80ZM80 53H79V54H80ZM108 53H109V52H108ZM244 53H245V52H244ZM39 54H40V53H39ZM41 54H42V53H41ZM44 54L47 55V53H44ZM58 54H57V56H58ZM61 54H60V55H61ZM64 54H65V53H64ZM131 54H132V53H131ZM246 54H247V53H246ZM250 54H251V53H250ZM62 55H63V54H62ZM66 55H67V54H66ZM69 55H70V54H68L67 57H68ZM100 55H101V54H100ZM102 55H103V54H102ZM111 55H112V54H111ZM111 55L108 54V56H111ZM121 55H122V54H121ZM132 55H133V54H132ZM247 55H248V54H247ZM0 56H1V55H0ZM48 56H49V54H48ZM54 56H55V55H54ZM126 56H128V55H126ZM44 57H45V56H44ZM71 57H72V56H71ZM73 57H75V56H73ZM111 57H112V56H111ZM114 57H115V56H114ZM246 57H247V56H246ZM248 57H250V56H248ZM50 58H51V57H50ZM82 58H84V57H82V54H81V59H82ZM102 58H103V57H102ZM102 58H101V60H102ZM116 58L118 59L117 56H116ZM116 58H115V59H116ZM250 58H252V56H251ZM55 59H56V58H55ZM62 59H63V58H62ZM77 59H78V58H77ZM92 59H93V58H92ZM99 59H100V58H99ZM109 59H110V57L108 58V61H111V60H112V59H110V60H109ZM115 59H113V63L116 62V61L114 62ZM119 59H120V58H119ZM133 59H134V58H133ZM133 59H132V60H133ZM141 59H142V58H141ZM60 60H61V59H60ZM70 60H71V59H70ZM84 60H86V57H85ZM104 60H105V59H104ZM126 60H127V59H126ZM54 61H56V60H54ZM58 61H59V60H58ZM79 61H80V60H79ZM87 61H88V60H87ZM117 61H118V60H117ZM120 61L122 62L123 60H120ZM128 61H129V59H128ZM130 61H131V60H130ZM134 61H135V60H134ZM150 61H151V60H150ZM27 62H28V61H27ZM52 62H53V61H52ZM101 62H102V61H101ZM104 62H105V61H104ZM111 62H112V61H111ZM118 62H119V61H118ZM121 62H120V63H121ZM125 62H126V61H125ZM125 62H124V63H125ZM136 62H137V61H136ZM255 62H256V61H255ZM257 62H258V60H257ZM29 63H30V62H29ZM77 63H78V62H77ZM105 63H106V62H105ZM116 63H117V62H116ZM251 63H252V62H251ZM258 63H259V62H258ZM258 63H257V64H258ZM262 63H263V62H262ZM80 64H81V63H80ZM97 64H98V63H97ZM101 64H102V63H101ZM70 65H71V64H70ZM73 65H74V64H73ZM85 65H86V64H85ZM91 65H92V64H91ZM105 65L107 66V64H105ZM120 65H122L123 67H125L123 64H119V66H120ZM125 65H126V64H125ZM127 65H128L127 67L130 68L129 70L131 71V69H132V67H133V66H132V62H128ZM259 65H261V64H259ZM259 65H258V66H259ZM75 66H76V65H75ZM75 66H74V67H75ZM82 66H83V65H82ZM93 66H95V65L93 64ZM112 66H113V64H112ZM190 66H191V65H190ZM261 66H262V65H261ZM86 67H87V66H86ZM123 67H122V69H123ZM134 67H136V66H134ZM157 67H158V66H157ZM159 67H160V66H159ZM247 67H248V66H247ZM247 67H246V68H247ZM82 68H83V67H81V69H82ZM108 68H109V67H108ZM113 68H114V67H113ZM125 68H126V67H125ZM125 68H124V70H125ZM253 68H255V67H253ZM258 68H259V67H258ZM263 68H264V67H263ZM84 69H85V68H84ZM88 69H89V67H88ZM94 69H95V68H94ZM96 69H97V67H96ZM156 69H157V68H156ZM163 69H164V68H163ZM261 69H262V68H261ZM25 70H26V69H25ZM77 70H78V69H77ZM101 70H102V67H101ZM111 70H113L112 67H111V69H110L109 71H111ZM133 70H134V69H133ZM193 70H194V69H193ZM243 70H244V69H243ZM27 71H28V70H27ZM81 71H82V70H81ZM89 71H91V69H89ZM113 71H114V70H113ZM119 71H120V69H119ZM134 71H135V70H134ZM85 72H86V69H85ZM85 72H84V74H85L86 76H87V74H90V73H91V72L88 73V70H87V73H85ZM96 72H97V71H96ZM127 72H128V70H127ZM194 72H195V71H194ZM92 73H94V72H92ZM92 73H91V74H92ZM113 73H114V72H113ZM117 73H118V72H117ZM244 73H245V72H244ZM244 73H243V74H244ZM248 73H249V72H248ZM109 74H110V73H109ZM130 74H131V73H130ZM137 74H138V73H137ZM241 74H242V73H241ZM250 74H251V73H250ZM254 74H255V73H254ZM257 74H258V73H257ZM112 75H113V74H112ZM112 75H111V76H112ZM117 75H118V74H117ZM117 75H116V76H117ZM159 75H160V74H159ZM170 75H171V74H170ZM203 75H204V73H203ZM259 75L261 76L260 72H259ZM259 75H258V76H259ZM109 76H110V75H109ZM129 76H130V75L128 74L127 77L129 78ZM242 76H243V75H242ZM242 76H240V77L242 78ZM250 76H252V75H250ZM250 76H249V77H250ZM89 77H90V76H89ZM175 77H176V76H175ZM249 77H248V79H246V80H248V81L244 80V81H245V85L249 84V83L246 84V82H249V81H250V80H249V79H250ZM261 77H262V76H261ZM5 78L8 79L7 76H6ZM125 78H126V77H125ZM128 78H126V79H128ZM165 78H166V77H165ZM165 78H164V80H165ZM246 78H247V77H246ZM251 78H252V77H251ZM256 78H257V77H256ZM256 78H255V80H256ZM258 78H259V77H258ZM263 78H264V77H263ZM0 79H1V78H0ZM10 79H11V78H10ZM14 79H15V78H14ZM94 79H95V78H94ZM132 79H133V78H132ZM149 79H150V78H149ZM155 79H156V78H155ZM159 79H160V78H159ZM181 79H183V78H181ZM242 79H245V78H242ZM261 79H262V78H261ZM124 80H125V79H124ZM157 80H158V79H157ZM195 80H197V79H195ZM251 80H252V79H251ZM263 80H264V79H262V81H263ZM15 81H16V80H15ZM109 81H110V80H109ZM119 81H120V79H119ZM158 81H160V80H158ZM252 81H253V83L255 82L254 79H253ZM256 81H257V80H256ZM259 81H260V79H259ZM8 82H9V80H8ZM17 82H18V81H17ZM149 82H150V81H149ZM167 82H169V81H167ZM188 82H190V81H188ZM198 82H199V81H198ZM28 83H30V82H28ZM98 83H99V82H98ZM102 83H103V82H102ZM114 83H115V82H114ZM114 83H112V85H113ZM146 83H147V82H146ZM200 83H201V82H200ZM100 84H101V83H100ZM100 84H98V85H100ZM116 84H117V82H116ZM151 84H152V83H151ZM243 84H244V83H243ZM0 85H1V84H0ZM19 85H20V84H19ZM19 85H18V86H19ZM26 85H27V82H26ZM259 85H261V83H260ZM259 85H257V86L259 87ZM100 86H101V85H100ZM114 86H116V85H114ZM118 86H119V85H118ZM243 86H244V85H243ZM252 86H253V85H252ZM255 86H256V83H255ZM255 86H253V87H255ZM262 86H263V84H262ZM1 87H2V86H1ZM116 87H117V86H116ZM116 87H115V88H116ZM157 87H158V86H157ZM166 87H168V86H166ZM175 87H176V86H175ZM190 87H191V86H190ZM241 87H242V86H241ZM248 87H249V86H248ZM248 87L245 88V89H248ZM253 87H252V88H253ZM118 88H119V87H118ZM187 88H188V86H187ZM195 88H197V87H195ZM195 88H194V89H195ZM239 88H240V87H239ZM250 88H251V85H250ZM252 88H251V89H252ZM255 88H256V87H255ZM261 88H262V90L264 89L263 87H261ZM18 89H19V88H18ZM23 89H24V88H23ZM112 89H113V88H112ZM119 89H120V88H119ZM209 89H211V88H209ZM240 89H241V88H240ZM240 89H239V90H240ZM1 90H2V89H1ZM4 90H5V89H4ZM114 90H115V89H113L112 91L115 92V93L117 92V95H118V91H119V90H118V91H117V90L114 91ZM131 90H132V89H131ZM144 90H145V89H144ZM150 90H151V88H150ZM195 90H196V89H195ZM231 90H232V89H231ZM241 90H242V89H241ZM243 90H244V89H243ZM249 90H250V89H249ZM252 90H253V89H252ZM258 90H259V89H258ZM262 90H259V91H262ZM5 91H6V90H5ZM19 91H20V89H19ZM21 91H22V90H21ZM21 91H20V93H21ZM31 91H32V90H31ZM47 91H48V90H47ZM62 91H63V90H62ZM121 91H123V90H121ZM132 91H133V90H132ZM164 91H165V90H164ZM190 91H191V90H190ZM190 91H189V92H190ZM197 91H198V90H197ZM216 91H218V90H216ZM259 91H258V92H259ZM3 92H4V91H3ZM26 92H27V91H26ZM125 92H126V91H125ZM187 92H188V91H187ZM232 92H233V91H232ZM250 92H251V90H250ZM252 92H253V91H252ZM263 92H264V91H262V93H263ZM47 93H48V92H47ZM49 93H50V92H49ZM61 93H62V92H61ZM115 93H114V94H115ZM120 93H121V92H120ZM126 93H127V92H126ZM134 93H135V92L133 91V94H134ZM145 93H146V92H145ZM176 93H177V92H176ZM183 93H184V92H183ZM219 93H220V92H219ZM236 93H237V92H236ZM248 93H249V92H248ZM254 93H255V94H254ZM260 93H261V92H260ZM260 93H259V94H260ZM1 94H2V93H1ZM6 94H7V93H6ZM9 94H10V93H9ZM124 94H125V93H124ZM129 94H130V92H129ZM131 94H132V93H131ZM131 94H130V95H131ZM135 94H136V93H135ZM153 94H154V93H153ZM198 94H199V92H198ZM200 94H201V92H200ZM200 94H199V96H200ZM202 94H203V93H202ZM253 94H254V95H253ZM253 94L250 93L249 95H251V97H252V95H253L254 99H252V100H254V101L257 100V102H258V101H259L258 97H259L261 94H260V95L258 94V97H257V95H256V91L253 92ZM120 95H121V94H120ZM122 95H123V94H122ZM122 95H121V96H122ZM151 95H152V94H151ZM155 95H156V94H155ZM192 95H193V94H192ZM214 95H215V94H214ZM243 95L245 96V97H244V101H245V103H244V107H243L242 110H243V113H245V112H246L245 110L248 109L247 106H249L250 101H249V99H248V96H246L247 94H246V95L243 94ZM262 95H263V94H262ZM15 96H16V95H15ZM64 96H65V95H64ZM152 96H153V95H152ZM170 96H171V95H170ZM177 96H178V95H177ZM195 96H196V95H195ZM203 96H204V95H203ZM207 96H208V95H207ZM217 96H218V95H217ZM16 97H18V96H16ZM31 97H32V96H31ZM51 97H52V96H51ZM119 97H120V96H119ZM124 97H126V96H124ZM129 97H130V96H129ZM135 97H136V96H135ZM146 97H147V96H146ZM146 97H145L146 102H147L148 100H149V102H150V100L152 99V97L150 96L151 99H148V100H147ZM155 97H156V96H155ZM160 97H161V96H160ZM173 97H175V96L173 95ZM191 97H193V96H191ZM196 97H197V96H196ZM234 97H237V96H234ZM256 97H257V99H255ZM13 98H14V96H13ZM48 98H49V97H48ZM58 98H59V97H58ZM120 98H121V97H120ZM133 98H134V97H133ZM133 98H132V99H133ZM136 98H138V97H136ZM161 98H162V97H161ZM180 98H181V97H180ZM186 98H187V97H186ZM186 98H185V101H186ZM215 98H216V97H215ZM217 98H218V97H217ZM221 98H222V96H221L219 99H221ZM52 99H53V98H52ZM74 99H76V98H74ZM113 99H115V98H113ZM122 99H123V97H122ZM134 99H135V98H134ZM156 99H157V98H156ZM158 99H159V98H158ZM176 99H177V98H176ZM203 99H204V98H203ZM15 100H17V99H15ZM24 100H25V99H24ZM59 100H60V99H59ZM59 100H58V101H59ZM111 100H112V99H111ZM119 100H120V99H119ZM123 100H124V99H123ZM130 100H131V99H130ZM159 100H160V99H159ZM169 100H170V99H169ZM173 100H174V99H173ZM173 100H172V101H173ZM195 100H196V99H195ZM200 100H201V99H200ZM204 100H205V99H204ZM206 100H207V99H206ZM224 100H225V99H224ZM263 100H264V99H263ZM32 101L35 102L33 99H32ZM53 101H54V100H53ZM72 101H73V100H72ZM114 101H115V100H114ZM134 101H135V100H134ZM137 101L139 102V100H137ZM151 101H152V100H151ZM157 101H158V100H157ZM180 101H181V99H180ZM182 101H183V100H182ZM190 101H191V100H190V98H189V102H190ZM198 101H199V100H198ZM209 101H210V100H209ZM216 101H217V100H216ZM18 102H19V101H18ZM21 102H22V101H21ZM108 102H109V101H108ZM132 102H133V101H132ZM135 102H136V101H135ZM141 102H142V101H141ZM146 102H145V104H148V103H149V102H148V103H146ZM159 102H160V101H159ZM199 102H200V101H199ZM199 102H198V103H199ZM201 102H202V101H201ZM237 102H238V101H237ZM23 103H24V102H23ZM38 103H39V102H38ZM45 103H46V102H45ZM97 103H98V102H97ZM101 103H102V102H101ZM143 103H144V100H143ZM150 103H151V102H150ZM150 103H149V105H150ZM163 103H164V102H163ZM171 103H172V102H171ZM176 103H178V101H177ZM176 103H175V104H176ZM179 103H180V102H179ZM217 103H218V102H217ZM217 103H216V104H217ZM221 103H222V102H221ZM252 103H253V102H252ZM258 103H260V101H259ZM263 103H264V101H263ZM25 104H26V103H25ZM39 104H40V103H39ZM64 104H65V103H64ZM72 104H73V103H72ZM125 104H127V103H125ZM131 104H132V103H130V105H131ZM138 104H140V103H138ZM138 104H137V106L139 107ZM151 104H153V102H152ZM164 104H165V103H164ZM195 104H196V103H195ZM3 105H4V104H3ZM5 105H6V104H5ZM35 105H36V104H35ZM140 105H142V104H140ZM159 105H161V104H159ZM165 105H166V104H165ZM168 105H171V104L169 103ZM179 105H180V104H179ZM179 105H178V107H179ZM181 105L183 106V104H181ZM181 105H180V106H181ZM196 105H197V104H196ZM199 105H201V104L199 103ZM217 105H218V104H217ZM240 105H243V104H240ZM258 105H259V104H258ZM19 106H20V105H19ZM38 106H39V105H38ZM41 106H42V104H41ZM41 106H40V108H41ZM95 106H97V105H95ZM98 106H99V105H98ZM123 106H124V105H123ZM126 106H127V105H126ZM126 106H124V107H126ZM133 106H135V103H134ZM143 106H144V105H143ZM143 106H142V107H143ZM154 106H155V105H154ZM172 106H174V105H172ZM172 106H171V107H172ZM176 106H177V105H176ZM182 106H181V107H182ZM219 106H220V105H219ZM250 106H251V105H250ZM250 106H249V107H250ZM260 106H261V105H259V108H261ZM25 107H26V106H25ZM89 107H90V106H89ZM147 107H148V106H147ZM147 107H145V109H146ZM156 107H157V106H156ZM171 107H170V108H171ZM188 107H189V106H188ZM198 107H199V106H198ZM217 107H218V106H217ZM238 107H239V105H238ZM262 107H263V106H262ZM6 108H7V107H6ZM87 108H88V107H87ZM128 108H129V107H128ZM133 108H134V107H133ZM133 108H132V109H133ZM135 108H136V107H135ZM139 108H140V107H139ZM163 108H164V107H163ZM183 108H184V107H183ZM200 108H201V107H200ZM205 108H206V107H205ZM205 108H204V109H205ZM221 108H223V107H221ZM240 108H242V106H241ZM259 108H258V109H259ZM8 109H9V108H8ZM50 109H51V108H50ZM53 109H54V108H53ZM62 109H63V108H62ZM83 109H84V108H83ZM130 109H131V108H130ZM137 109H138V108H137ZM145 109H142V110H145ZM153 109H154V108H153ZM165 109H166V107H165ZM165 109H164V110H165ZM191 109H193V107H192ZM202 109H203V108H201V110H202ZM250 109H251V108H250ZM250 109H249V110H250ZM263 109H264V108H263ZM100 110H101V109H100ZM123 110H124V109H123ZM138 110H140V109H138ZM160 110H161V109H160ZM160 110H159V111H160ZM182 110H183V111H186V109H185V110L182 109ZM242 110H240V111H242ZM249 110H247V111H249ZM254 110H255V109H254ZM254 110H253V111H254ZM43 111H44V110H43ZM62 111H63V110H62ZM97 111H98V110H97ZM101 111H102V110H101ZM132 111H133V110H132ZM152 111H153V110H152ZM172 111H173V110H172ZM172 111H171V112H172ZM218 111H219V108H218ZM221 111H222V109L220 110V112H221ZM223 111H224V108H223ZM225 111H228V110H225ZM236 111H238V110H236ZM236 111H235V112H236ZM240 111H239L238 113H240ZM251 111H252V110H251ZM260 111H261V110H260ZM139 112H140V113H141V112L143 113V111H139ZM145 112H146V110H145ZM167 112H168V111H167ZM171 112H170V113H171ZM173 112H174V111H173ZM180 112H181V111H180ZM232 112H234V111H231L230 113L228 112V114L230 115ZM235 112H234V114H235L236 116L234 115V118H235V117H236V118H239L238 115H237V112H236V113H235ZM257 112L259 113V111H257ZM0 113H1V112H0ZM97 113H98V112H97ZM101 113H102V112H101ZM104 113H105V112H104ZM136 113H137V112H136ZM156 113H157V112H156ZM217 113H219V112H217ZM224 113H225V112H224ZM241 113H242V112H241ZM246 113H247V112H246ZM246 113H245V114H246ZM72 114H73V113H72ZM74 114H75V113H74ZM106 114H107V113H106ZM115 114H116V113H115ZM133 114H134V113H133ZM147 114H148V113H147ZM147 114H146V115H147ZM174 114H175V113H174ZM179 114H180V113H179ZM226 114H227V113H226ZM245 114H244V115H245ZM249 114H250V113H249ZM261 114H263V110H262V113H261ZM28 115H29V114H28ZM102 115H103V114H102ZM104 115H105V114H104ZM117 115H118V113H117ZM122 115H123V114H122ZM135 115H136V114H135ZM163 115H164V114H163ZM223 115H224V114H223ZM255 115H256V114H255ZM258 115H259V114H258ZM258 115H257V116H258ZM4 116H5V115H4ZM118 116H120V114H119ZM143 116H144V115H143ZM225 116H226V115H225ZM240 116H241V114H240ZM2 117H3V114H2V116H1V118H2ZM75 117H77V116H75ZM105 117H106V116H105ZM109 117H110V116H109ZM137 117H138V116H137ZM139 117H140V116H139ZM139 117H138V118H139ZM155 117H156V116H155ZM160 117H161V116H160ZM168 117H169V116H168ZM227 117H228V115H227ZM261 117H262V116H261ZM4 118H5V117H4ZM72 118H73V117H72ZM79 118H80V117H79ZM231 118H232V117H231ZM234 118H233V119H234ZM250 118H251V117H250ZM263 118H264V117H263ZM65 119H66V118H65ZM97 119H98V118H97ZM99 119H100V118H99ZM116 119H117V118H116ZM145 119H146V118H145ZM159 119H161V118H159ZM229 119H230V118H229ZM242 119H243V118L240 117V121H239V122H241ZM257 119H258V118H257ZM260 119H261V118H260ZM68 120H69V118H68ZM70 120H71V118H70ZM134 120H135V119H134ZM175 120H176V119H175ZM177 120H178V119H177ZM237 120H238V119H237ZM3 121H4V120H3ZM3 121L0 119V122H3ZM79 121H80V120H79ZM96 121H97V120H96ZM100 121H101V120H100ZM102 121H103V120H102ZM130 121H131V120H130ZM135 121H136V120H135ZM139 121H140V120H139ZM192 121H193V120H192ZM229 121H230V120H229ZM244 121H245V122H246V121H249V122H250V120H248L247 118H246V120H245V118H244ZM263 121H264V119H263ZM72 122H73V121H72ZM110 122H111V121H110ZM113 122H114V121H113ZM120 122H121V121H120ZM124 122H125V121H124ZM131 122H132V121H131ZM131 122H129V123H131ZM136 122H138V121H136ZM198 122H199V121H198ZM200 122H201V121H200ZM231 122H232V119H231ZM234 122H235V121H234ZM242 122H243V121H242ZM3 123H5V121H4ZM13 123H14V122H13ZM18 123H19V122H18ZM27 123H28V122H27ZM27 123H26V124H27ZM99 123H100V122H99ZM126 123H127V122H126ZM126 123H125V124H126ZM132 123H134V121H133ZM148 123H149V122H148ZM156 123H159V122H156ZM172 123H173V122H172ZM207 123H208V122H207ZM232 123H233V122H232ZM236 123H237V121H236ZM236 123H235V124H236ZM255 123H256V122H255ZM262 123H263V122H262ZM63 124H64V122H63ZM104 124H105V123H104ZM104 124H103V125H104ZM137 124H138V123H137ZM140 124L142 125V123H140ZM159 124L161 125V123H159ZM175 124H177V121H176ZM189 124H190V123H189ZM192 124H193V122H192ZM194 124H195V123H194ZM240 124H241V123H240ZM244 124H245V123H244ZM244 124H243V125H244ZM259 124H260V123H259ZM12 125H13V124H12ZM19 125H20V124H19ZM76 125H79V123L76 124ZM141 125H140V126H141ZM205 125H206V123H205ZM233 125H234V124H233ZM251 125H252V123H251ZM253 125H254V124H253ZM260 125H261V124H260ZM260 125H259V126H260ZM23 126H24V125H23ZM28 126H29V125H28ZM36 126H37V125H36ZM46 126H47V125H46ZM56 126H57V125H56ZM73 126H75V125H73ZM104 126H106V125H104ZM115 126H116V125H115ZM133 126H134V125H133ZM140 126H139V127H140ZM185 126H186V125H185ZM209 126H210V125H209ZM236 126H237V125H236ZM236 126H233V128H235ZM246 126H247V125H246ZM19 127H20V126H19ZM19 127H18V128H19ZM25 127H26V126H25ZM71 127H72V126H71ZM163 127H164V126H163ZM169 127H170V126H169ZM194 127H195V126H194ZM194 127H193V128H194ZM219 127H220V126H219ZM219 127H218V128H219ZM223 127H224V126H223ZM249 127H250V126H249ZM3 128H4V127H3ZM33 128H34V127H33ZM62 128H63V127H62ZM66 128H67V126H66ZM106 128H107V127H106ZM170 128H171V127H170ZM178 128H180V126H179ZM195 128H196V127H195ZM197 128H198V127H197ZM206 128H207V127H206ZM239 128H240V127H239ZM252 128H255V127H252V126H251V128H250V132H251L252 130H254V129H252ZM260 128H261V126H260ZM4 129H5V128H4ZM8 129H9V128H8ZM40 129H41V128H40ZM40 129H39V130H40ZM44 129H45V128H44ZM80 129H81V128H80ZM83 129H84V128H83ZM102 129H103V128H102ZM138 129H139V128H138ZM140 129H141V128H140ZM159 129H160V128H159ZM184 129H185V128H184ZM199 129H200V128H199ZM219 129H220V128H219ZM235 129H236V128H235ZM240 129H241V128H240ZM13 130H14V128H13ZM13 130H11V131L13 132ZM17 130H18V129H17ZM73 130H74V128H73ZM123 130H124V129H123ZM125 130H126V129H125ZM147 130H149V129L147 128ZM161 130H162V129H161ZM182 130H183V129H182ZM191 130H192V129H191ZM193 130H194V129H193ZM197 130H198V129H197ZM209 130H210V129H209ZM211 130H212V129H211ZM213 130H214V129H213ZM241 130H242V129H241ZM11 131H8V132L11 133ZM19 131H21V129H20ZM22 131H23V130H22ZM22 131H21V132H22ZM27 131H28V130H27ZM27 131H25V132H27ZM43 131H44V130H43ZM52 131H54V130H52ZM61 131H62V130H61ZM64 131H65V130H64ZM74 131H75V130H74ZM83 131H84V130H83ZM110 131H111V130H110ZM139 131H140V130H139ZM167 131H168V130H167ZM189 131H190V130H189ZM189 131H188V132H189ZM199 131H200V130H199ZM202 131H203V130H202ZM217 131H219V130H217ZM238 131H240V130H238ZM14 132H15V131H14ZM17 132H18V131H17ZM68 132H69V131H68ZM76 132H77V131H76ZM80 132H81V131H80ZM84 132H85V131H84ZM106 132H107V131H106ZM131 132H132V131H131ZM135 132H137V131H135ZM147 132H148V131H147ZM162 132H163V131H162ZM162 132H161V133H162ZM169 132H170V131H169ZM172 132H173V131H172ZM190 132H192V131H190ZM194 132H195V131H194ZM197 132H198V131H197ZM209 132H210V131H209ZM212 132H213V131H212ZM214 132H215V131H214ZM226 132H227V131H226ZM254 132H255V131H254ZM254 132H253V133H254ZM35 133H36V132H35ZM40 133H41V132H40ZM44 133H45V131H44ZM94 133H95V132H94ZM109 133H110V132H109ZM113 133H114V132H113ZM126 133H127V132H126ZM138 133H140V132H138ZM170 133H171V132H170ZM198 133H199V132H198ZM207 133H208V131H207ZM210 133H211V132H210ZM210 133H209V134H210ZM215 133H216V132H215ZM239 133H240V132H239ZM241 133H243V132L241 131ZM251 133H252V132H251ZM251 133H250V134H251ZM256 133H257V132H255L254 134H256ZM19 134H20V133H19ZM19 134H17V135H19ZM22 134H25V133L23 132ZM37 134H38V133H37ZM65 134H66V133H65ZM79 134H80V133H78V135H79ZM103 134H104V133H103ZM209 134H207V136H208ZM218 134L220 135L219 137H221V131H220V133H218ZM225 134H226V133H225ZM231 134H234V132H233V133L231 132ZM250 134H249V135H250ZM262 134L264 135L263 130H259V132H258L257 135H256V137H257V141H256L255 145H253V143H252V145H251V148H252V146H255V152H254L253 155H250L249 153L244 154L245 152L242 154L241 151H240V153H241L240 155H241V156L238 155V152H237V155H238L239 157H235V159H236V160L234 159L235 161L230 160V161H232L231 164H230V165H231L230 170H229L230 173L233 172V171L231 172V170L233 169V167L235 168V166H236V164H237L236 161H240V164H241V163H245L246 161H248V160H246V159H248V157H249V158L251 157V159H253L252 162H253V164H254V165H252V167L254 168V169H253L254 171H252V172H253V176H254V179H253V180H255L256 184L260 183V181L262 182V179H263V177H264V173H263V171H262V170L260 171V168H261V167H260V166H261V163H260V159H261V157H260V156H261V154H264V149H263L264 139L262 140V138H261V135H262ZM3 135H4V134L1 135L2 137L0 136V139L3 138V137L5 136V135H4V136H3ZM7 135H8V134H7ZM10 135H11V134H10ZM34 135H35V134H34ZM39 135H40V134H39ZM39 135H38V137H39ZM41 135H42V134H41ZM51 135H53V134H51ZM89 135H90V134H89ZM106 135H107V134H106ZM115 135H116V134H115ZM123 135H124V134H123ZM123 135H122V136H123ZM140 135H141V134H140ZM147 135H148V133H147ZM158 135H159V134H158ZM160 135H161V134H160ZM160 135H159V136H160ZM162 135H163V133H162ZM191 135H193V134H191ZM213 135H214V134H213ZM223 135H224V134H223ZM226 135H228V134H226ZM229 135H230V134H229ZM243 135H244V134H243ZM246 135H247V133H246ZM22 136H23V135H22ZM61 136H62V135H61ZM81 136H82V134H81ZM113 136H114V135H113ZM129 136H130V135H129ZM136 136H137V135H136ZM163 136H164V135H163ZM163 136H162V137H163ZM165 136H166V137H170V136H172V135H169V136H168L167 134H165ZM199 136H201V135L198 134L197 137H199ZM216 136L218 137V135H216ZM241 136H242V135H241ZM244 136H245V135H244ZM244 136H243V137H244ZM250 136H251V135H250ZM252 136H254V135H252ZM6 137H7V136H5V138H6ZM10 137H11V136H10ZM26 137H27V136H26ZM28 137H29V136H28ZM32 137H33V136H32ZM32 137H31V138H32ZM49 137H50V136H49ZM85 137H86V136H85ZM134 137H135V136H134ZM154 137H156V136H154ZM173 137H174V136H172V138H173ZM175 137H176V136H175ZM177 137H178V136H177ZM209 137L211 138L212 135L209 136ZM245 137H246V136H245ZM5 138H4V139H5ZM8 138H9V136H8ZM8 138L5 139V141H6V140L9 141L10 138H9V139H8ZM34 138H35V137H34ZM74 138H76V137H73V139H74ZM109 138H110V137H109ZM112 138H113V137H112ZM122 138H123V137H122ZM124 138H125V137H124ZM137 138H138V137H137ZM156 138H157V137H156ZM158 138H160V137H158ZM170 138H171V137H170ZM181 138H182V137H181ZM200 138H202V136H201ZM210 138H208V139H210ZM215 138H216V137H215ZM228 138H229V137H228ZM12 139H13V138H12ZM12 139H11V141H12ZM21 139H22V138H21ZM24 139H25V138H24ZM28 139H29V138H28ZM28 139H27V140H28ZM36 139H37V138H36ZM49 139H50V138H49ZM49 139H47V140H49ZM53 139H54V138H53ZM53 139H52V140H53ZM97 139H98V138H97ZM133 139H134V138H133ZM135 139H136V138H135ZM160 139H161V138H160ZM168 139H169V138H167V140H168ZM173 139H174V138H173ZM194 139H195V138H194ZM197 139H198V138H197ZM211 139H212V138H211ZM222 139H224V141H225V138H222ZM2 140H3V139H2ZM22 140H23V139H22ZM22 140H21V141H22ZM38 140H39V139H38ZM43 140H44V139H43ZM50 140H51V139H50ZM98 140H99V139H98ZM137 140H138V139H137ZM137 140H136V141H137ZM142 140H143V139H142ZM148 140H149V139H148ZM156 140H157V139H155L154 141H156ZM158 140H159V139H158ZM164 140H166V138H164ZM171 140H172V139H171ZM175 140H176V139H175ZM202 140H203V139H201V141H202ZM248 140H249V138H248ZM253 140H254V139H253ZM5 141L3 140V142H5ZM54 141H55V140H54ZM63 141H64V140H63ZM93 141H94V140H93ZM108 141H109V140H108ZM127 141H128V140H127ZM144 141H146V140L144 139ZM169 141H170V140H168V142H169ZM176 141H177V140H176ZM178 141H179V142H181V141L183 142V140H181V141L178 140ZM184 141L186 142V140H184ZM194 141H195V142H191V143H189V145H186V144H188V143L185 144V146H189V148H187V149L190 150V149H191L193 146H195V145H197L198 148L204 149L205 144H206V142H205L204 140H203L204 142H203V141H202V142H201V141H198V140H196V139H195ZM197 141H198V142H197ZM208 141H209V140H208ZM232 141H233V140H232ZM240 141H241V140H240ZM242 141L244 142V140H242ZM245 141H246V140H245ZM1 142H2V141H1ZM3 142H2V143H3ZM9 142H10V141H9ZM9 142H8V144H9ZM14 142H15V141H14ZM44 142H46V141H44ZM49 142H50V141H49ZM77 142H78V141H77ZM86 142H87V141H86ZM118 142H119V141H118ZM123 142H124V141H123ZM123 142H122V144H123ZM141 142H142V141H141ZM148 142H149V141H148ZM161 142H162V141H161ZM164 142H165V141H164ZM211 142H213V141H211ZM211 142H210V146H211V147H208V148H212V146H213L214 144H215L214 146H216V143L213 144V143H211ZM238 142H239V141H238ZM2 143H1V144H2ZM12 143H13V142H12ZM42 143H43V142H42ZM46 143H48V142H46ZM94 143H95V141H94ZM96 143H97V142H96ZM113 143H114V142H113ZM115 143H117V142H115ZM155 143H156V142H155ZM165 143H166V142H165ZM169 143H170V142H169ZM171 143H172V141H171ZM217 143H218V142H217ZM228 143H230V142H228ZM250 143H251V142H249L248 144H250ZM3 144H4V143H3ZM10 144H11V143H10ZM13 144H14V143H13ZM33 144H34V143H33ZM59 144H60V143H59ZM64 144H65V143H64ZM70 144H71V143H70ZM108 144H109V146L111 145V143H108ZM125 144H126V143H125ZM136 144H137V143H136ZM150 144H151V143H150ZM157 144H158V143H157ZM172 144H173V143H172ZM207 144H208V143H207ZM207 144H206V146L209 145V144H208V145H207ZM211 144H212V145H211ZM223 144H225V145H224L225 147L227 146V143H223ZM237 144H238V143H237ZM14 145H15V144H14ZM52 145H53V144H52ZM56 145H57V144H56ZM56 145H55V146H56ZM72 145H73V144H72ZM74 145H75V144H74ZM94 145H95V144H94ZM98 145H99V144H98ZM113 145H114V144H113ZM113 145H112V146H113ZM126 145H127V144H126ZM142 145H143V144H142ZM142 145H140V147H141V149L143 150V148H142L143 146H142ZM177 145H178V147H181V148H182V146H183V145H181V144H177ZM179 145H180V146H179ZM217 145H218V144H217ZM221 145H222V144H221ZM245 145H246V144H245ZM8 146H9V145H8ZM64 146H65V145H64ZM123 146H124V145H123ZM144 146H145V144H144ZM234 146H235V142H234ZM234 146H233V147H234ZM248 146H250V145H248ZM248 146H246L245 148H247ZM3 147L7 148L6 145H5V146H2V148H3ZM66 147H67V146H66ZM74 147H75V146H74ZM100 147H101V146H100ZM128 147H129V146H128ZM128 147H127V148H128ZM138 147H139V145H138ZM217 147H219V145H218ZM229 147H230V146H229ZM229 147H228V148H229ZM238 147H239V146H238ZM12 148H14V147H12ZM16 148H17V146H16ZM21 148H22V147H21ZM67 148H68V147H67ZM113 148H114V147H113ZM123 148H124V147H123ZM123 148H122V149H123ZM144 148L146 149V147H144ZM157 148H158V147H157ZM171 148H173V147H171ZM205 148H207V147H205ZM243 148H244V147H243ZM253 148H254V147H253ZM0 149H1V147H0ZM3 149H4V148H3ZM7 149H11V148L8 147ZM7 149H5V151H6ZM49 149H50V148H49ZM114 149H115V148H114ZM136 149H137V145H136ZM136 149H135V150H136ZM145 149H144V150H145ZM152 149H153V148H152ZM161 149H162V148H161ZM193 149H194V148H193ZM212 149H213V148H212ZM230 149H231V148H230ZM232 149H233V148H232ZM12 150H13V149H12ZM15 150H16V149H15ZM58 150H59V149H58ZM74 150H75V149H74ZM118 150H119V149H118ZM129 150H130V149H129ZM146 150H148V149H146ZM164 150H165V149H164ZM168 150H169V149H168ZM168 150H167V151H168ZM173 150H174V149H173ZM185 150H186V149H185ZM189 150H186V151L189 152ZM191 150H192V149H191ZM191 150H190V152H192ZM213 150H214V149H213ZM249 150H251V149H249ZM249 150H246V151L249 152ZM121 151H122V150H121ZM137 151H138V150H137ZM137 151H135V152H137ZM165 151H166V150H165ZM175 151H177V150H175ZM202 151H203V150H202ZM211 151H212V150H211ZM211 151H210V152H211ZM219 151H220V150H219ZM237 151H238V150H237ZM9 152H10V151H9ZM9 152L7 151V153H9ZM12 152H14V150H13ZM15 152H16V151H15ZM49 152H50V150H49ZM71 152H73V151H71ZM77 152H78V151H77ZM110 152H111V151H110ZM123 152H124V151H123ZM129 152L132 153L131 151H129ZM135 152H134V153H135ZM145 152H147V151H145ZM148 152H149V151H148ZM180 152H181V151H180ZM193 152H194V151H193ZM193 152H192V154H193ZM199 152H200V151H199ZM204 152H205V151H204ZM227 152H228V151H227ZM235 152H236V151H235ZM57 153H58V152H57ZM75 153H76V152H75ZM126 153H127V152H126ZM134 153H133V154H134ZM140 153H142V152H140ZM140 153H139V154H140ZM166 153H167V152H166ZM166 153H162V154H166ZM186 153H187V152H186ZM211 153H212V152H211ZM228 153H229V152H228ZM2 154H3V152H2ZM65 154H66V153H65ZM72 154H73V153H72ZM76 154H77V153H76ZM118 154H119V153H118ZM133 154H132V155H133ZM147 154H148V153H147ZM160 154H161V153H160ZM176 154H178V153L176 152ZM179 154H185V153H183V151H182V152L179 153ZM192 154L190 153L191 156H190V158L188 157V158H189L188 160H187V157L185 158V155H184V158H185L184 160H185V162L188 161L187 163H189V165H190V163H191V162H190L191 160H192V161H195V158H194V157H195L196 155L194 156V154H193V156H192ZM195 154H196V153H195ZM204 154H207V153H204ZM204 154H203V155H204ZM218 154H219V153H218ZM218 154L216 153V155H218ZM232 154H233V153H232ZM251 154H252V153H251ZM50 155H51V154H50ZM70 155H71V154H70ZM83 155H84V154H83ZM156 155H157V153H156ZM169 155H170V154H169ZM172 155H173V154H172ZM213 155H214V154H213ZM233 155H234V154H233ZM237 155H236V156H237ZM5 156H7V155H5ZM46 156H47V155H46ZM85 156H86V155H85ZM133 156H135V155H133ZM141 156H142V155H141ZM148 156H149V154H148ZM148 156H146V157L148 158ZM157 156H158V155H157ZM170 156H171V155H170ZM173 156H174L175 159L177 158V157H175V155H173ZM176 156H177V155H176ZM180 156H182V158H183V155H180ZM180 156L178 155V158H179ZM188 156H189V155H188ZM204 156H207V155H204ZM209 156H210V155H209ZM228 156H229V155H228ZM231 156H232V155H231ZM252 156H253V157H252ZM263 156H264V155H263ZM0 157H1V156H0ZM23 157H24V156H23ZM49 157H50V156H49ZM52 157H53V156H52ZM70 157H71V156H70ZM73 157H74V154H73ZM111 157H112V154H111ZM138 157H139V156H138ZM155 157H156V156H155ZM168 157H169V156H168ZM207 157H208V156H207ZM214 157H216V156H214ZM224 157H225V156H224ZM224 157H223V158H224ZM36 158H37V157H36ZM50 158H51V157H50ZM65 158H66V157H65ZM75 158H76V157H75ZM134 158H135V157H134ZM156 158L159 159V162H160V158H158V157H156ZM200 158L203 160L205 157L203 158V156H201ZM200 158L197 157L196 159H199V161H200V160H201ZM228 158H229V157H228ZM232 158H233V157H231V159H232ZM237 158H238V159H237ZM6 159H7V158H6ZM51 159H52V158H51ZM139 159L141 160L142 158L140 157ZM166 159H169V158L166 157ZM206 159H207V161H209L208 158H206ZM211 159H212V158H211ZM213 159H215V158H213ZM220 159H222V156L220 157ZM251 159H250V160H251ZM262 159H264V158H262ZM4 160H5V159H4ZM112 160H113V159H112ZM128 160H129V159H128ZM130 160H131V159H130ZM145 160H146V158H145ZM145 160L142 159L141 161H142V162H143V161L145 162ZM147 160H148V159H147ZM147 160H146V162H147ZM153 160L155 161L156 159H153ZM170 160H171V159H170ZM179 160H180V159H179ZM181 160H182V159H181ZM186 160H187V161H186ZM189 160H190V161H189ZM217 160H218V159H217ZM217 160L215 159L214 161H213V160H210V161L213 162V163L216 161L215 163H218ZM224 160H226V159H224ZM6 161H7V160H6ZM26 161H27V160H26ZM29 161H30V160H29ZM72 161H73V159H72ZM74 161H75V160H74ZM74 161H73V162H74ZM114 161H115V160H114ZM137 161H138V160H137ZM148 161H149V160H148ZM154 161H153L152 163H156V162H157V161H156V162H154ZM162 161H163V160H162ZM165 161H166V160H165ZM172 161H173V160H172ZM172 161H171V162H172ZM175 161H176V160H175ZM197 161H198V160H197ZM210 161H209V164H211ZM218 161H220V160H218ZM226 161H227V160H226ZM230 161H227L228 164L230 163ZM70 162H71V161H70ZM126 162H129V163H130V161H126ZM150 162H151V161H150ZM163 162H164V161H163ZM168 162H169V161H167V163H168ZM180 162H181V161H180ZM185 162H184V161L181 162V163H182L181 165H184ZM220 162L222 163V161H220ZM234 162H235V164H234ZM252 162H251V163H252ZM3 163H4V162H3ZM34 163H35V162H34ZM74 163H75V162H74ZM129 163H128V164H129ZM157 163H158V162H157ZM157 163H156V165H158ZM167 163H166V164H167ZM169 163H170V162H169ZM174 163H175V162H173V164H174ZM205 163L207 164L208 162H205ZM7 164H8V163H7ZM21 164H22V163H21ZM150 164H151V163H150ZM150 164H149V165H150ZM166 164H165V166H166ZM170 164H171V163H170ZM175 164H176V163H175ZM175 164H174V165H175ZM200 164H204V163L202 162V163H199V165H200ZM218 164H219V166H222V164H221V165H220V163H218ZM218 164H217V165H218ZM73 165H74V164H73ZM131 165H132V164H131ZM135 165H137V164H135ZM140 165H141V164H140ZM142 165H143V164H142ZM154 165H155V164H154ZM154 165L152 164L150 168H152V169L154 170V172H155V170H158L160 167H156V168H157V169H156ZM185 165H186V164H185ZM185 165H184V166H185ZM187 165H188V164H187ZM187 165H186V166H187ZM230 165H229V166H230ZM234 165H235V166H234ZM262 165H263V163H262ZM30 166H31V165H30ZM74 166H75V165H74ZM132 166H133V165H132ZM165 166H164V167H165ZM170 166H171V165H170ZM184 166H183V167H184ZM186 166H185V167H186ZM201 166L204 167L203 165H201ZM240 166H241V165H240ZM240 166H237V167H238V169L242 170V168H243L244 166L241 167V168H240ZM263 166H264V165H263ZM8 167H9V166H8ZM10 167H11V166H10ZM64 167H65V166H64ZM118 167H119V166H118ZM129 167H130V165H129ZM161 167H162V166H161ZM175 167H177V166L175 165ZM187 167H188V166H187ZM237 167H236V168H237ZM248 167L251 168V166H248ZM4 168H5V167H4ZM39 168H40V167H39ZM124 168H125V167H124ZM126 168H127V167H126ZM142 168H143V167H142ZM147 168H148V167H147ZM166 168H169V166H166ZM178 168H179V167H178ZM181 168H182V167H181ZM181 168H180V170H181ZM218 168H220V169L223 168V169H224V166H222V168H221V167H218ZM218 168H217V169H218ZM236 168H235V169H236ZM262 168H263V167H262ZM262 168H261V169H262ZM26 169H29V168H26ZM69 169H70V168H69ZM112 169H113V168H112ZM164 169H165V168H164ZM186 169H190V168L188 167V168H186ZM186 169H185V170H186ZM223 169H222V170H223ZM225 169H226V168H225ZM247 169H248V168H247ZM263 169H264V168H263ZM10 170H11V168H10ZM123 170H124V169H123ZM139 170H140V169H139ZM165 170H166V169H165ZM165 170H164V171H165ZM167 170H169V169H167ZM171 170H172V168H171ZM178 170H179V169H178ZM226 170H227V169H226ZM226 170H224V171L226 172ZM233 170H234V169H233ZM7 171H8V170H7ZM127 171H128V170H127ZM132 171H133V170H132ZM150 171H151V170H150ZM158 171L161 172L160 170H158ZM191 171H192V170H191ZM200 171H201V170H200ZM208 171H209V169H208ZM212 171H213V170H212ZM229 171L227 170V172H229ZM9 172H10V171H9ZM123 172H124V171H123ZM135 172H136V171H135ZM142 172H144V171H142ZM142 172H141V174H142ZM147 172H148V171H147ZM156 172H157V171H156ZM171 172H172V171H171ZM182 172H183V170H182ZM188 172H189V171H188ZM194 172H195V171H194ZM194 172H191V173H194ZM204 172H205V171H204ZM227 172H226V173H227ZM249 172H250V171H248L247 175L249 174ZM131 173H133V172H131ZM131 173H129V174H131ZM136 173L139 174V172H136ZM195 173H196V172H195ZM202 173H203V170H202ZM207 173H208V172H207ZM217 173H218V172H217ZM217 173H216V174H217ZM220 173H221V172H220ZM220 173H219V174H220ZM243 173H244V172H243ZM159 174L162 175V173H159ZM163 174H164V173H163ZM167 174H168V173H167ZM186 174H187V173H186ZM186 174L183 173L184 176H185ZM205 174H206V173H204L203 175H204V176H207V177L211 176V175H209V173H208V175H205ZM213 174H215V173H213ZM228 174H229V173H227V175H228ZM244 174H245V173H244ZM119 175H120V174H119ZM119 175H118V176H119ZM123 175H124V174H123ZM132 175H133V174H132ZM152 175H153V174H152ZM196 175H197V174H196ZM200 175H201V174H200ZM222 175H223V174H222ZM225 175H226V174H225ZM227 175H226V176H227ZM234 175H235V174H234ZM50 176H51V175H50ZM127 176H128V174H127ZM127 176H126V177H127ZM162 176H163V175H162ZM184 176H183V177H184ZM197 176H198V175H197ZM204 176H203L202 178H204ZM214 176H215V175H214ZM217 176H218V175H217ZM217 176H216V177H217ZM243 176H244V175H243ZM245 176H246V175H245ZM251 176H252V175H251ZM121 177H122V176H121ZM124 177H125V176H124ZM126 177H125V179H126ZM131 177H132V176H131ZM148 177H149V176H148ZM157 177H158V176H157ZM165 177H166V175H165ZM180 177H181V175H180ZM183 177H182V178H183ZM189 177H190V176H189ZM189 177L186 176V180H187V178H188V179L191 178V177H190V178H189ZM211 177H212V176H211ZM211 177H210V178H211ZM228 177H230V176H228ZM246 177H247V176H246ZM246 177H244V178L246 179ZM119 178H120V177H119ZM119 178H117L116 180H118ZM142 178H143V176H142ZM151 178L153 179L154 177H151ZM163 178H164V177H163ZM167 178H170V177L168 176ZM172 178H173V176H172ZM194 178H195V175H194ZM198 178H200V176H199ZM202 178H201V179H202ZM210 178H209V179H210ZM212 178H213V177H212ZM222 178H223V177H222ZM225 178H226V177H225ZM235 178H236V177H235ZM125 179H124V182H125ZM130 179H131V178H130ZM130 179H129V180H130ZM134 179H137V178H134ZM143 179H144V178H143ZM145 179H146V178H145ZM149 179H150V178H149ZM154 179H155V178H154ZM159 179H160V178H159ZM183 179H184V178H183ZM214 179H215V178H214ZM214 179H213V180H214ZM216 179H217V178H216ZM216 179H215V180H216ZM237 179H238V178H237ZM248 179H249V178H248ZM250 179H252V178H250ZM58 180H59V178H58ZM62 180H63V179H61V182H62ZM127 180H128V179H127ZM129 180H128V181H129ZM138 180H139V179H138ZM138 180H137V182L140 181V180H139V181H138ZM160 180H161V179H160ZM160 180H159V181H160ZM169 180H171V178H170ZM169 180H168V182H169ZM175 180H176V177H175ZM180 180H181V178H180ZM186 180H185V181H186ZM199 180H200V179H199ZM217 180H218V179H217ZM217 180H216V181H217ZM223 180H224V179H223ZM231 180H232V179H231ZM231 180H230V181H231ZM134 181H135V180H134ZM143 181H144V180H143ZM146 181H150V180H148V178H147V179L145 180V182H146ZM154 181H156V179H155ZM176 181H177V180H176ZM176 181H175V182H176ZM193 181H194V179H193ZM193 181H192V182H193ZM205 181L207 182L206 177H205ZM243 181H244V180H243ZM247 181H248V180H247ZM250 181H251V180H250ZM263 181H264V180H263ZM121 182H122V181H121ZM124 182H123V184H126V182H125V183H124ZM132 182H133V180H132ZM150 182H151V181H150ZM150 182H148V183H150ZM152 182H153V181H152ZM198 182H199V181H198ZM198 182H195V183L198 184ZM202 182H203V180H202ZM202 182H201V183H202ZM206 182H205V183H206ZM222 182H223V181H222ZM32 183H33V182H32ZM58 183H59V182H58ZM67 183H68V182H67ZM69 183H70V182H69ZM127 183H128V182H127ZM129 183H131V180L129 181ZM129 183H128V184H129ZM133 183H134V182H133ZM157 183H158V182H157ZM157 183H155L154 188H155V186H156ZM162 183H163V182H162ZM164 183H165V182H164ZM201 183H199V184L201 185ZM207 183H208V182H207ZM209 183H210V182H209ZM213 183H214V182H213ZM224 183H225V182H224ZM231 183H232V182H231ZM236 183H237V181H236ZM236 183H235V184H236ZM244 183L246 184V182H244ZM248 183H249V181H248ZM250 183L252 184V181H251ZM62 184H63V182H62ZM71 184H72V182H71ZM116 184H117V183H116ZM123 184H122V185H123ZM134 184H135V183H134ZM138 184H139V183H138ZM170 184L172 185L171 181H170L168 184L165 185V189H167L166 186H167V185H170ZM217 184H218V183H217ZM217 184H216V185H217ZM225 184H226V183H225ZM237 184H239V183H237ZM241 184H243V183H241ZM263 184H264V183H263ZM263 184L260 183L259 185H263ZM45 185H46V184H45ZM118 185H119V184H118ZM129 185H130V184H129ZM147 185H148V184H147ZM158 185H159V184H158ZM158 185H157V186H158ZM200 185L198 186L200 190H197V191H195L196 189H193V190L195 191V193H196V192L198 193V191H199L200 195H202L203 190H205V188H204V189L202 188L203 190H201ZM203 185H205L204 182H203ZM229 185H230V183H229ZM231 185H232V184H231ZM233 185H234V184H233ZM259 185H257V186H259ZM46 186H47V185H46ZM116 186H117V185H116ZM120 186H121V185H120ZM124 186H125V185H124ZM124 186H121V191L123 190L122 187H124ZM143 186H146V183H145V185H143ZM149 186H150V184H149ZM149 186H148V187H149ZM160 186H161V184H160ZM193 186L195 187V185H193ZM196 186H197V185H196ZM219 186H220V185H219ZM234 186H235V185H234ZM236 186H237V185H236ZM242 186H243V185H242ZM244 186H245V185H244ZM248 186H249V185H248ZM255 186H256V185H255ZM44 187H45V186H44ZM51 187H52V186H51ZM75 187H76V186H75ZM77 187H78V186H77ZM77 187H76V189H77ZM114 187H115V186H114ZM117 187H118V186H117ZM137 187H138V186H137ZM141 187H142V186H141ZM163 187H164V186H163ZM184 187L186 188L185 190H187V188H189L190 186H189V187H188V186H187V187L184 186ZM184 187L182 186V188H184ZM194 187H193V188H194ZM205 187H206V186H205ZM207 187H209V186H207ZM212 187H213V186H212ZM216 187H217V186H216ZM228 187H230V186H228ZM245 187H246V186H245ZM260 187H261V186H260ZM69 188H71V187H69ZM129 188H130V187H129ZM156 188H157V192H158V190H159L160 187H156ZM169 188H171V187H169ZM169 188H168V189H169ZM190 188H191V187H190ZM209 188H210V187H209ZM209 188H206V189H207L206 191H208ZM236 188H237V187H236ZM242 188H243V187H242ZM249 188H250V187H249ZM253 188H254V187H253ZM45 189L48 190V186L45 187ZM67 189H68V188H67ZM73 189H74V188H73ZM78 189H79V187H78ZM78 189H77V190H78ZM100 189H101V188H100ZM114 189H115V188H114ZM118 189H119V188H118ZM118 189H117V190H118ZM124 189H125V188H124ZM132 189H133V188H132ZM149 189H150V188H149ZM168 189H167V190H168ZM172 189H173V188H172ZM177 189H178V188H177ZM177 189L175 190V192L177 191ZM215 189H216V188H215ZM228 189H230V188H227L226 191H229ZM239 189H240V188H239ZM255 189H256V188H255ZM50 190H51V189H50ZM50 190H49V191H50ZM55 190H56V189H55ZM69 190H70V189H69ZM137 190H138V189L135 190L136 192H133V193H135V195H137L136 193L139 191V190H138V191H137ZM155 190H156V189H155ZM155 190H154V191H155ZM161 190H162V189H161ZM170 190H171V189H170ZM180 190H181V189H180ZM183 190H184V189H183ZM189 190H190V189H189ZM222 190H223V189H222ZM222 190H221V191H222ZM235 190H236V189H235ZM251 190H252V188H251ZM257 190H258V188H257ZM41 191H42V190H41ZM49 191H48V193H49ZM53 191H54V190H53ZM95 191H96V190H95ZM124 191H125V190H124ZM129 191H130V190H129ZM129 191H128V193L131 192V191H130V192H129ZM168 191H169V190H168ZM168 191H166L167 194H168ZM173 191H174V190H173ZM200 191H201V192H200ZM209 191H210V190H209ZM209 191H208V192H209ZM212 191H213V190H212ZM218 191H219V190H218ZM230 191H231V189H230ZM236 191H237V190H236ZM238 191H239V190H238ZM255 191H256V190H255ZM260 191H261V190H260ZM262 191H263V190H262ZM262 191H261L260 193H263ZM28 192H29V191H28ZM55 192H56V191H55ZM64 192H65V190H64ZM68 192H69V191H68ZM70 192H71V191H70ZM72 192H73V191H72ZM75 192H76V191H75ZM96 192H97V191H96ZM107 192H108V191H107ZM164 192H165V191H164ZM164 192H163V193H164ZM171 192H172V191H171ZM175 192H173V194H174ZM177 192H178L177 197H178L179 194L182 195V196L179 195V196L181 197L179 201H180V202H183L181 199H184V198H182L183 195H184L185 198H186L185 193L182 194V191H181V192L177 191ZM177 192H176V193H177ZM184 192H185V191H184ZM186 192L190 193V191H186ZM208 192H206V193H208ZM73 193H74V192H73ZM101 193H102V192H101ZM105 193H106V192H105ZM109 193H110V192H109ZM124 193H125V192H124ZM141 193H142V191H141ZM148 193H150V190L148 191ZM151 193L153 194V192H151ZM158 193H159V192H158ZM191 193H192V192H191ZM212 193H213V192H212ZM214 193H217V191L214 192ZM218 193H219V192H218ZM221 193H222V192H221ZM246 193H247V192H246ZM250 193H251V192H250ZM13 194H14V193H13ZM13 194H12V195H13ZM24 194H25V193H24ZM50 194H51V193H50ZM71 194H72V193H71ZM75 194H76V193H75ZM146 194H147V193H146ZM170 194H171V193H170ZM173 194L170 195V196H174ZM193 194H194V193H193ZM222 194H226V192H224V193H222ZM22 195H23V194H22ZM55 195H56V194H55ZM65 195H66V194H65ZM76 195H77V194H76ZM126 195H127V194H126ZM194 195H196V194H194ZM203 195H204V193H203ZM206 195H207V194H206ZM206 195H205L204 197H206ZM211 195H212V194H211ZM220 195H221V194H220ZM226 195H227V194H226ZM237 195H239V194H237ZM237 195H235V196H237ZM244 195H245V194H244ZM244 195H243V196H244ZM246 195H247V194H246ZM248 195H250V194H248ZM259 195H260V194H259ZM8 196H9V194H8ZM23 196H24V195H23ZM50 196H51V195H50ZM57 196H58V195H57ZM63 196H64V195H63ZM72 196H74V195H72ZM123 196H124V195H123ZM123 196H121V199L124 198ZM130 196H131V195H130ZM140 196H141V195H140ZM144 196H145V195H144ZM153 196H154V195H152V197H153ZM155 196H158V195L156 194ZM161 196H162V195H161ZM217 196H219V195L217 194ZM256 196H257V195H256ZM261 196H263V195L261 194ZM13 197H14V196H13ZM55 197H56V196H54V197L51 196V198H55ZM58 197H59V196H58ZM79 197H80V196H79ZM84 197H85V196H84ZM159 197H160V195H159ZM165 197H166V196H165ZM192 197H194V196H192ZM225 197H227V196H225ZM225 197L223 196V198H225ZM233 197H234V196H233ZM237 197H238V196H237ZM258 197H259V196H258ZM5 198H6V197H5ZM5 198H4V199H5ZM24 198H25V197H24ZM63 198H64V197H63ZM66 198H67V197H66ZM73 198H74V197H73ZM77 198H78V196H77ZM81 198H82V197H81ZM125 198H126V197H125ZM128 198H129V200L131 201L130 197H128ZM150 198H151V197H150ZM155 198H156L155 200H157V197H155ZM172 198H173V197H172ZM175 198H176V197H175ZM178 198H179V197H178ZM195 198H199V200H200V199H203V198H200V197H197V196H196ZM218 198H220V197H217V199H218ZM231 198H232V197H230V199H231ZM241 198H242V197H241ZM12 199H13V198H12ZM16 199H17V198H16ZM18 199H19V197H18ZM20 199H21V198H20ZM28 199H29V197H28ZM57 199H59V198H57ZM64 199H65V198H64ZM64 199H63V200H64ZM74 199H75V198H74ZM84 199H85V198H84ZM110 199H111V197H110ZM116 199H117V198H116ZM116 199H115V200H116ZM118 199H119V197H118ZM118 199H117V200H118ZM133 199L135 200L136 198H133ZM138 199H140V198H138ZM145 199H146V198H145ZM173 199H174V198H173ZM186 199H188V198H186ZM209 199H210V198H209ZM259 199H260V197H259ZM262 199H263V198H262ZM24 200H25V199H24ZM54 200H55V199H54ZM54 200L52 199V202H53ZM63 200H62V201H63ZM68 200H69V199H68ZM126 200H127V199H126ZM155 200H154V201H155ZM177 200H178V199L176 198V201H177ZM193 200H194V199H193ZM193 200H191V201H193ZM210 200H211V199H210ZM220 200H221V199H220ZM220 200H219V201H220ZM237 200H238V198H237ZM237 200H236L235 202H237ZM0 201H1V200H0ZM3 201H4V200H3ZM3 201H1V202H3ZM15 201H16V200H15ZM22 201H23V200H22ZM26 201H27V200H26ZM59 201H61V199H60ZM64 201H65V200H64ZM64 201H63V203H66V202H67V201H66V202H64ZM72 201H74V200H72ZM75 201H76V200H75ZM82 201H84V200H82ZM135 201H136V200H135ZM135 201H134V202H135ZM137 201H138V200H137ZM137 201H136V202H137ZM144 201H145V200H144ZM163 201H164V200H163ZM166 201H167V200H166ZM172 201H173V200H172ZM184 201H185V199H184ZM200 201H201V200H200ZM208 201H209V200H208ZM211 201L214 202L213 205H215L216 196H215V201H213V200H211ZM211 201H210V202H211ZM232 201H233V198H232ZM242 201H243V200H242ZM245 201H246V199H245ZM254 201H255V200H254ZM54 202H55V205H53V203H51V204H52L53 209L55 210V207L58 206V205L56 204V203H57L56 200H55ZM70 202H71V201H70ZM70 202H67L68 205H69ZM86 202H87V201H86ZM93 202H94V201H93ZM112 202H113V201H112ZM117 202H118V201H117ZM125 202H126V201H125ZM169 202H170V201H169ZM169 202H168V203H169ZM205 202H206V201H205ZM205 202H203V203H205ZM212 202H211V203H212ZM235 202H234V203H235ZM7 203H8V202H7ZM47 203H48V202H47ZM60 203H61V202H60ZM76 203H78V200H77ZM123 203H124V201H123ZM152 203H153V202H152ZM166 203H167V202H166ZM177 203H178V202H177ZM191 203H192V202H190V204H191ZM208 203H209V202H208ZM208 203H207V205H208ZM211 203H210V204H211ZM232 203H233V202H232ZM12 204H13V203H12ZM84 204H85V202H84ZM91 204H92V203H91ZM91 204H89V209H90V205H91ZM109 204H110V203H109ZM125 204H127V203H125ZM139 204H140V203H139ZM141 204H143V203H141ZM156 204H157V203H156ZM156 204H155V205H156ZM163 204H164V203H163ZM170 204H171V203H169V205H170ZM178 204H179V206L181 205V203H178ZM182 204H183V203H182ZM185 204H187V205H186L187 208L190 207V206H188V203H185ZM192 204H193V203H192ZM192 204H191V205H192ZM196 204H197V202H196ZM240 204H241V203H240ZM242 204H245L244 201H243ZM248 204H250V203H248ZM251 204H252V203H251ZM79 205H80V203H79ZM115 205H116V204H115ZM128 205H129V204H128ZM143 205H144V204H143ZM149 205H150V204H149ZM157 205H158V204H157ZM169 205H168V206H169ZM176 205H177V204H176ZM203 205H204V204H203ZM213 205H211V206H213ZM218 205H219V204H218ZM220 205H221V204H220ZM49 206H50V205H49ZM54 206H55V207H54ZM60 206H63V205L61 204ZM60 206H59V207H60ZM85 206H88V205H85ZM118 206H119V205H118ZM170 206H173V205L171 204ZM179 206L177 205V207H179ZM208 206H209V205H208ZM239 206H240V205H239ZM239 206H237V207H239ZM242 206H244V205H242ZM242 206H240V207H242ZM251 206H253V205H251ZM261 206H262V204H261ZM6 207H7V206H6ZM11 207H13V206H11ZM29 207H30V205H29ZM34 207H35V206H34ZM73 207H74V206H73ZM112 207H113V206H112ZM135 207H136V206H135ZM141 207H142V206H141ZM192 207H193V205H192ZM194 207H195V206H194ZM194 207H193V208H194ZM200 207H202V203H201V206H200ZM218 207H219V206H218ZM13 208H14V207H13ZM50 208H51V207H50ZM75 208H76V206H75ZM78 208H79V206H78ZM81 208H82V206H81ZM81 208H80V211H81ZM85 208H86V207H85ZM85 208H84V210H85ZM113 208H114V207H113ZM122 208H123V207H122ZM125 208H126V207H125ZM125 208H124V209H125ZM151 208H152V207H151ZM174 208H175L176 210H179V209L176 208V207H174ZM174 208H173V209H174ZM181 208H182V205H181ZM181 208H180V209H181ZM187 208H186V209H187ZM193 208H192V209H193ZM196 208H197V207H196ZM211 208H213V207H211ZM215 208H217V206H216ZM244 208H246V207L244 206ZM249 208H250V207H249ZM257 208H258V207H257ZM260 208H262V207H260ZM263 208H264V207H263ZM56 209H57V208H56ZM60 209H61V208H60ZM154 209H156V208H153V210H154ZM168 209H169V208H168ZM171 209H172V208H171ZM190 209H191V208H190ZM197 209H199V208H197ZM197 209H196V212H198V214H200V215H204V216H205L206 213H205V211L203 212L204 208H201L200 210H197ZM208 209H210V207H208ZM224 209H225V206H224ZM240 209H242V208H240ZM250 209H251V208H250ZM0 210H2V209H0ZM58 210H59V209H58ZM61 210H62V209H61ZM63 210H64V208H63ZM76 210H77V209H76ZM76 210H75V213H74V211H73V214H75V215H76ZM139 210H140V209H139ZM182 210H183V209H182ZM184 210H185V209H184ZM218 210H219V209H216V211H218ZM237 210H239V209L237 208ZM237 210H236V207H235V205H234V212H235V213H236V212L238 213L239 211H237ZM253 210H254V209H253ZM260 210H261V209H260ZM4 211H5V210H4ZM12 211H13V210H12ZM12 211H11V212H12ZM56 211H57V210H56ZM64 211H65V210H64ZM111 211H112V210H111ZM148 211H149V210H148ZM156 211H157V210H156ZM156 211L154 210V213H155ZM164 211H165V210H164ZM179 211H181V210H179ZM187 211H188V210H187ZM187 211H186V213H187ZM193 211H194V210H193ZM208 211H209V210H208ZM0 212H1V211H0ZM82 212H83V211H82ZM87 212H88V211H87ZM116 212H117V211H116ZM175 212H176V211H175ZM209 212H210V211H209ZM209 212H207V213L209 214ZM219 212H220V211H219ZM219 212H216V216H217V213H219ZM260 212H261V211H260ZM58 213H60V211H59ZM63 213H64V212H63ZM68 213H69V212H68ZM80 213H81V212H80ZM83 213H84V212H83ZM83 213H81V214L83 215ZM117 213H118V212H117ZM131 213H132V212H131ZM144 213H145V212H144ZM157 213L159 214V212H156L155 214L157 215ZM161 213H162V211H161ZM170 213H172V212H170ZM176 213H177V212H176ZM176 213H175V215L178 216L179 214H178V213L176 214ZM204 213H205V214H204ZM18 214H19V213H18ZM55 214H56V213H55ZM65 214H66V213H65ZM70 214H71V213H70ZM109 214H110V213H109ZM112 214H114V213L112 212ZM125 214H126V213H125ZM162 214H163V213H162ZM184 214H185V213H184ZM188 214L191 215V214H194V213H192V212L189 211ZM195 214H196V213H195ZM195 214H194V215H195ZM198 214H197V216H199ZM220 214L223 215V213H220ZM241 214H242V213H241ZM243 214H245V213H243ZM261 214H262V213H261ZM263 214H264V213H263ZM263 214H262V215H263ZM10 215H11V214H10ZM10 215H9V216H10ZM77 215H80V214H77ZM114 215H115V214H114ZM159 215H160V214H159ZM175 215H173V216H175ZM210 215H211V214H210ZM210 215H208V216H210ZM255 215L258 216L259 214L257 213V214H255ZM29 216H30V215H29ZM29 216H28V217H29ZM41 216H43V215H41ZM55 216H57V214H56ZM66 216H67V214H66ZM80 216H81V215H80ZM91 216H92V214H91ZM135 216H137V215H134V217H135ZM138 216H139V215H138ZM157 216H158V215H157ZM168 216H170V215H168ZM168 216L165 217V220L167 219ZM177 216H176V218H177ZM182 216H183V215H181V217H182ZM204 216H202V217L204 218ZM218 216H219V214H218ZM225 216H226L225 218H224V217H223V218H220V217H219V218L222 219V220H218V217H215V218L217 219V223H218V224H217V227H218V225H219L220 228H221L222 226H223V228L227 226V227H230L229 229H231V227H232V229H235V228L231 225V219H232V218L229 217L230 215L227 214V215H225ZM235 216H236V215H235ZM241 216H242V215H241ZM241 216H240V217H241ZM257 216H256V217H257ZM59 217L62 218L61 214L59 215ZM71 217H73V216L71 215ZM87 217L89 218L88 215H87ZM132 217H133V216H132ZM141 217H142L141 215L138 217L139 220H140ZM143 217H144V216H143ZM143 217L141 218V219H142L141 221H143ZM154 217H155V216H154ZM154 217H152V218H154ZM179 217H180V215L178 216V218H179ZM185 217H186V214H185L184 218H185ZM187 217H188V216H187ZM194 217H195V216H194ZM194 217L191 215V217H189V218H192L191 220H195V219H193ZM221 217H222V216H221ZM261 217H262V216H261ZM31 218H33V217H31ZM37 218H39V216H38ZM61 218H59V219H61ZM83 218H84V217H83ZM90 218L93 219V217H90ZM113 218H114V217H113ZM159 218H160V217H159ZM178 218H177V221L180 222V219L178 220ZM182 218H183V217H182ZM182 218H181V220H182ZM184 218H183V219H184ZM197 218H198V217H196V219H197ZM213 218H214V217H213ZM213 218H212V219H213ZM6 219H7V218H6ZM8 219H9V218H8ZM16 219H17V218H16ZM35 219H36V218H35ZM39 219H40V218H39ZM42 219L44 220V218H42ZM62 219L65 220L66 217H63ZM70 219H71V218H70ZM85 219H86V218H85ZM110 219H111V218H109V220H110ZM125 219H126V218H125ZM144 219H145V218H144ZM157 219H158V218H157ZM168 219H169V218H168ZM210 219H211V218H210ZM236 219H237V218H236ZM241 219H242V222H243V218H241ZM257 219H259V218H257ZM260 219H261V218H260ZM260 219H259L258 221H260ZM262 219H264V218H262ZM12 220H13V219H12ZM23 220H24V222H25V218H24ZM27 220H28V219H27ZM33 220H34V218H33ZM33 220H32V221H33ZM43 220H40V221L42 222ZM68 220H69V219L67 218L65 221H67V223H68V222L70 221V220H69V221H68ZM73 220H74V218H73ZM83 220H84V219H83ZM112 220H113V219H112ZM126 220H127V219H126ZM132 220H133V219H132ZM132 220H131V221H132ZM134 220H135V218H134ZM134 220H133V223H134ZM161 220H162V218H161ZM185 220H186V219H185ZM185 220H184V221H185ZM188 220H189V219H188ZM199 220H200V219H199ZM203 220H204V219H203ZM206 220H207V218H206ZM5 221L10 223L11 220H9V221L5 220ZM16 221H17V220H16ZM36 221H37V220H36ZM47 221H48V219H47ZM85 221H86V220H85ZM95 221H96V220H95ZM103 221H104V220H103ZM103 221H102V222H103ZM117 221H118V220H117ZM124 221H125V220H124ZM146 221H147V220H146ZM155 221H156V220H155ZM177 221H176V222H177ZM184 221H183V222H184ZM201 221H202V219H201ZM208 221H209V220H208ZM27 222H28V221H27ZM30 222H31V221H30ZM33 222H34V221H33ZM44 222H45V221H44ZM48 222H49V221H48ZM61 222H62V221H61ZM98 222H99V221H98ZM122 222H123V221H122ZM137 222H138V221H137ZM137 222H136V223H137ZM159 222H160V220H159ZM159 222H158V223H159ZM164 222L166 223V221H164ZM178 222H177V223H178ZM194 222L196 223L197 221H194ZM209 222H210V221H209ZM213 222H215V221H213ZM235 222H236V221H234V223H235ZM244 222H245V221H244ZM263 222H264V221H263ZM11 223H12V222H11ZM11 223H10V224H11ZM13 223L15 224V223H17V222H14V220H13ZM25 223H26V222H25ZM37 223H38V222H37ZM37 223H36V224H37ZM46 223H47V222H46ZM90 223H91V222H90ZM120 223H121V222H120ZM124 223H125V222H124ZM147 223H148V222H147ZM151 223H152V222H151ZM188 223H189V221H188ZM197 223H198V222H197ZM200 223H201V222H200ZM232 223H233V222H232ZM238 223H239V221H238ZM5 224H6V223H5ZM14 224H13V225H14ZM31 224H32V223H31ZM34 224H35V223H34ZM43 224H44V223H43ZM58 224H59V223H58ZM72 224H73V223H72ZM97 224H98V223H97ZM127 224H128V223H127ZM140 224H141V223H140ZM143 224H144V223H143ZM143 224H142V225H143ZM202 224H203V223H202ZM207 224H210V223H207ZM235 224H236V223H235ZM246 224H247V222H246ZM56 225H57V224H56ZM63 225H64V224H63ZM95 225H96V224H95ZM98 225H99V224H98ZM137 225H138V224H137ZM142 225H140V226H142ZM144 225H145V224H144ZM158 225H159V224H158ZM161 225H163V224H161ZM178 225H179V224H178ZM214 225H215V224H214ZM237 225H240V223L237 224ZM18 226L20 227L19 224H18ZM18 226H17V229L19 228ZM41 226H43V225H41ZM49 226H50V225H49ZM51 226H52V225H51ZM64 226H65V225H64ZM73 226H74V224H73ZM80 226H81V225H80ZM96 226H97V225H96ZM117 226H118V225H117ZM130 226H131V225H130ZM130 226H129V228H130ZM149 226H150V225H149ZM151 226H152V225H151ZM155 226H156V225H155ZM165 226H166V225H165ZM197 226H198V225H197ZM203 226H204V224H203ZM205 226H206V225H205ZM209 226H210V225H209ZM215 226H216V225H215ZM242 226H243V225H242ZM242 226H241V227H242ZM10 227H11V226H10ZM12 227H13V226H12ZM45 227H46V226H45ZM61 227H63V226H61ZM76 227H77V226H76ZM97 227H98V226H97ZM137 227H138V226H137ZM142 227H143V226H142ZM142 227H141V228H142ZM159 227H160V225H159ZM161 227H163V226H161ZM195 227H196V226H195ZM201 227H202V226H201ZM235 227H237V226H235ZM239 227H240V226H238L237 228H238V229H241V227H240V228H239ZM261 227H262V226H261ZM20 228H21V231H22V230H23L22 227H20ZM23 228H25V227H23ZM28 228H29V227H28ZM34 228H35V227H34ZM48 228L50 229V227H48ZM48 228H47V229H48ZM69 228H70V227H69ZM71 228H72V226H71ZM74 228H75V227H74ZM74 228H73V229H74ZM95 228H96V227H95ZM109 228H110V227H109ZM111 228H112V227H111ZM111 228H110V229H111ZM164 228H166V227H164ZM164 228H163V229H164ZM203 228H204V227H203ZM205 228H206V229H210L208 226H206ZM220 228H219V227H218V228L215 227V229H214V228H211V230H209L210 233L207 232L208 234L204 236V237H205V240H206L207 242L210 243V246H211L212 243H214V242L216 243V242H217V243H219V244H218V247H217L218 250L222 248L224 254H225V253H229V252H235V251H236V252L238 251V252H240L241 254H244V252L242 251V247H243L242 245H243V244H242L241 241L239 240V238L241 239V236H240L238 239H236V238H235L236 236H234V235L232 234V232H229V231H228V232H220V231H221ZM237 228H236V229H237ZM259 228H260V227H259ZM12 229H13V230H12V231L10 230V231H11L10 233L14 232V230H15V228H12ZM52 229H53V228H52ZM75 229H76V228H75ZM135 229H136V228H135ZM168 229H169V228H168ZM190 229H191V227H190ZM212 229H214V230L212 231ZM221 229H222V228H221ZM225 229H226V228H225ZM53 230H54V229H53ZM76 230L78 231V229H76ZM91 230H92V229H91ZM99 230H100V229H99ZM114 230H115V229H114ZM148 230H149V229H148ZM186 230H187V229H186ZM197 230H198V229H196V231H197ZM200 230H201V229H200ZM257 230H258V229H257ZM19 231H20V230H19ZM49 231H50V230H49ZM70 231H71V230H69V232H70ZM72 231H74V230H72ZM141 231H142V230H141ZM174 231H175V230H174ZM178 231H179V230H178ZM196 231L193 230L192 232L196 233ZM226 231H227V230H226ZM232 231H234V230H232ZM235 231H236V230H235ZM239 231H240V230H239ZM239 231H238V233H236V234H239V233H240ZM16 232H17V230H16ZM16 232H14V233H16ZM46 232H47V231H46ZM74 232H75V231H74ZM78 232H79V231H78ZM91 232H92V231H91ZM91 232H90V233H91ZM162 232H163V231H162ZM169 232H171V231H169ZM187 232H188V231H187ZM192 232H191V233H192ZM197 232H198V231H197ZM199 232H200V231H199ZM203 232H204V231H202V233H203ZM214 232H215V233L217 234V236H218V237H215V238H218L217 240H215L214 236L212 235V234H214ZM14 233H13V236H15V235L17 236V234L20 233V234H18V235H19V236H20V235L22 236V237H20L21 239L25 237V236L23 235V233H21V232H17L15 235H14ZM65 233H66V232H65ZM133 233H134V232H133ZM137 233H138V232H137ZM141 233H142V232H140L139 237L141 236ZM173 233H176V232H173ZM257 233H258V232H257ZM52 234H53V233H52ZM77 234H78V233H77ZM86 234H88V233L86 232ZM95 234H96V233H95ZM135 234H136V233H135ZM162 234H163V233H162ZM164 234H165V233H164ZM184 234H186V233H184ZM197 234H198V233H197ZM205 234H206V231H205ZM254 234H255V233H254ZM26 235H28V234H26ZM58 235H59V234H58ZM61 235H63V234H61ZM61 235H60V236H61ZM69 235H70V233H69ZM79 235H80V234H79ZM84 235H85V234H84ZM88 235H89V234H88ZM110 235H111V234H110ZM116 235H117V234H116ZM174 235H175V234H174ZM174 235H173V238H176V236H174ZM178 235H180L179 232H178ZM178 235H177V236H178ZM208 235H209V236H208ZM214 235H215V234H214ZM239 235H240V234H239ZM239 235H238V236H239ZM3 236H4V235H3ZM3 236H2V237H3ZM5 236H6V235H5ZM9 236H10V235H9ZM39 236H41V235H39ZM71 236H73V235H71ZM77 236H78V235H77ZM89 236H90V235H89ZM98 236H99V235H97V238H98ZM117 236H118V235H117ZM129 236H131V235H129ZM162 236H163V235H162ZM195 236H196V235H195ZM257 236H258V234H257ZM17 237H18V236H17ZM87 237H88V236H87ZM90 237H91V236H90ZM102 237H103V236H102ZM113 237H114V236H113ZM120 237H121V236H120ZM127 237H128V236H127ZM160 237H161V236H160ZM187 237H189V234H188ZM191 237H192V239H193V236H191ZM254 237H255V236H254ZM4 238H5V237H4ZM8 238H9V237H8ZM54 238H55V237H54ZM57 238H58V237H57ZM57 238H56V239H57ZM69 238H70V237H69ZM82 238H84V237H82ZM82 238H81V239H82ZM91 238H92V237H91ZM132 238H133V237H132ZM163 238H164V236H163ZM170 238H171V237H170ZM194 238H195V237H194ZM200 238H201V236L199 237V239H200ZM29 239H31V238H29ZM67 239H68V238H67ZM99 239H100V238H99ZM129 239H131V238H129ZM137 239H138V238H137ZM140 239H141V238H140ZM159 239H161V238H159ZM178 239H179V238H178ZM188 239H189V238H188ZM199 239H198V240H199ZM263 239H264V238H263ZM6 240H7V239H6ZM16 240H17V239H16ZM22 240H25V239H22ZM34 240H35V239H34ZM53 240H54V239H53ZM91 240H93V238H92ZM102 240H103V239H102ZM124 240H125V239H124ZM131 240H132V239H131ZM161 240H163V239H161ZM179 240H180V239H179ZM190 240H191V238H190ZM198 240H197V241L195 240V241H196V242H199ZM205 240H204V241H205ZM228 240L233 241L235 244H233V245H231V244L228 245V244H227V243L229 242ZM27 241H28V239H27ZM40 241H41V240H40ZM56 241H58V240H56ZM59 241H60V240H59ZM77 241H78V240H77ZM82 241H83V240H82ZM82 241L80 240L79 242H82ZM89 241H90V240H88V242H89ZM118 241H119V240H118ZM118 241H117V242H118ZM120 241H121V240H120ZM129 241H130V240H129ZM136 241H137V240H136ZM181 241H183V240H181ZM200 241H201V240H200ZM206 241H205V242H206ZM210 241H211V242H210ZM227 241H228V242H227ZM11 242H12V241H11ZM25 242H26V241H25ZM38 242H39V241H38ZM42 242H43V241H42ZM60 242H61V241H60ZM71 242H72V241H71ZM100 242H101V241H100ZM123 242H124V241H123ZM123 242H122V243H123ZM134 242H135V241H134ZM155 242H156V241H155ZM179 242H180V241H179ZM183 242H184V241H183ZM205 242H204V243H205ZM0 243H1V242H0ZM2 243H3V242H2ZM39 243H40V242H39ZM39 243H38V245H39ZM54 243H55V242H54ZM75 243H76V242H75ZM86 243H87V242H85L84 244H86ZM89 243H90V242H89ZM93 243H95V242H93ZM103 243H105V242H103ZM177 243H178V242H177ZM215 243H214V245H212V247H214V248H215V245H216ZM4 244H5V243H4ZM14 244H15V242H14ZM40 244H41V243H40ZM44 244H45V243H44ZM68 244H69V243H68ZM84 244H82V245H84ZM174 244H175V243H174ZM179 244H180V243H179ZM181 244H182V243H181ZM186 244L188 245V243H186ZM189 244H190V243H189ZM192 244H193V243H192ZM201 244H202V241H201ZM1 245H2V244H1ZM16 245H17V243H16ZM27 245H28V244H27ZM76 245H77V244H76ZM79 245H81V244H79ZM82 245H81V246H82ZM90 245H91V244H90ZM93 245H94V244H93ZM93 245H92V246H93ZM195 245H196V244H195ZM197 245H198V243H197ZM204 245L207 246L208 244H204ZM13 246H14V245H13ZM39 246H40V245H39ZM42 246H45V245L42 244ZM42 246H40V248H41ZM59 246H60V245H59ZM84 246H85V245H84ZM84 246H83V247H84ZM86 246H87V244H86ZM125 246H127V245H125ZM125 246H124V247H125ZM180 246H181V245H180ZM193 246H194V245H193ZM193 246H192V247H193ZM216 246H217V245H216ZM4 247H5V246H4ZM74 247H75V246H74ZM90 247H91V246H90ZM95 247H97V246H95ZM200 247H201V246H200ZM212 247H211V248H212ZM20 248H21V247H20ZM22 248H23V247H22ZM38 248H39V247H38ZM38 248H37V249H38ZM40 248H39V249H40ZM45 248H46V247H45ZM58 248H60V247H58ZM77 248H78V247H77ZM108 248H109V247H108ZM127 248H128V247H127ZM172 248H173V247H172ZM194 248H196V247H194ZM214 248H213V249H214ZM3 249H4V248H3ZM46 249H47V248H46ZM46 249H45V250H46ZM60 249H61V248H60ZM69 249H70V248H69ZM83 249H84V248H83ZM92 249H93V248H92ZM94 249H95V248H94ZM97 249H98V248H97ZM116 249H117V248H116ZM197 249H198V248H196L195 251H197ZM1 250H2V249H1ZM5 250H6V249H5ZM21 250H22V249H21ZM25 250H26V249H25ZM29 250H30V248H29ZM42 250H43V249H42ZM42 250H41V252H42ZM95 250H96V249H95ZM104 250H105V249H104ZM185 250H186V249H185ZM190 250H191V249H190ZM211 250H212V249H211ZM2 251H3V250H2ZM18 251H19V248H18ZM18 251H16V252H18ZM23 251H24V250H23ZM27 251H28V250H27ZM30 251H32V250H30ZM30 251H29V254H31ZM50 251H51V250H50ZM55 251H56V250H55ZM59 251H60V250H59ZM64 251H65V248H64ZM86 251H88V249L85 250V252H86ZM90 251H91V250H90ZM102 251H103V250H102ZM154 251H155V250H154ZM198 251H199V250H198ZM201 251H202V250H201ZM205 251H206V249H205ZM4 252H5V251H4ZM37 252H38V251H37ZM46 252H47V251H46ZM48 252H49V251H48ZM48 252H47V253H48ZM56 252H57V251H56ZM67 252H68V251H67ZM73 252H74V251H73ZM81 252H82V251H81ZM81 252H80V253H81ZM92 252H93V250H92ZM109 252H110V251H109ZM193 252H194V251H193ZM220 252H221V251H220ZM236 252H235V253H236ZM18 253H19V252H18ZM23 253H24V252H23ZM23 253H22V254H23ZM25 253H26V252H25ZM33 253H34V252H33ZM33 253H32V254H33ZM39 253H40V252H39ZM49 253H50V252H49ZM49 253H48V254H49ZM58 253H60V252H58ZM61 253L63 254V252H61ZM64 253H66V252H64ZM106 253H107V252H106ZM112 253H114L113 250L111 251V254H112ZM150 253H151V252H150ZM150 253H149V254H150ZM182 253H184V252H182ZM188 253H189V252H188ZM207 253H208V251H207ZM207 253H206V254H207ZM210 253L212 254V251H211ZM210 253H208L207 255H209ZM235 253H233V254H235ZM240 253H239V254H240ZM245 253H246V252H245ZM0 254H2V253H0ZM5 254H6V253H4L3 255H5ZM8 254H9V253H8ZM19 254H20V253H19ZM34 254H35V253H34ZM34 254L31 255V256L27 254V255H28L27 258H28L29 260H31L30 263H32V264H40V263H37V262H39V261H36V257L34 256ZM48 254H46V256H47ZM50 254H51V253H50ZM89 254H90V253H89ZM89 254H87V255H89ZM109 254H110V253H109ZM116 254H117V253H116ZM116 254H115V256H116ZM119 254H120V253H119ZM189 254H191V253H189ZM193 254H196V252H194ZM198 254H199V253H198ZM201 254H202V253H201ZM201 254H200V255H201ZM206 254H205V255H206ZM216 254H217V252H216ZM233 254H232V255H233ZM37 255H38V254H37ZM52 255H53V254H52ZM52 255H51V256H52ZM65 255H66V254H65ZM77 255H78V254H77ZM84 255H85V254H84ZM92 255H94V252L92 253ZM112 255H113V254H112ZM120 255H121V254H120ZM182 255H183V254H182ZM212 255H213V254H212ZM218 255H219V253H218ZM9 256H10V255H9ZM25 256H26V255H25ZM57 256H59V254H58ZM62 256H64V255H62ZM71 256H72V255H71ZM81 256H82V255H81ZM89 256H90V255H89ZM89 256H85V257H89ZM150 256H151V255H150ZM152 256H153V255H152ZM171 256H172V255H171ZM202 256H203V255H202ZM1 257H2V256H1ZM1 257H0V258H1ZM20 257H21V256H20ZM109 257H110V255H109ZM113 257H114V256H113ZM117 257H118V256H117ZM141 257H142V256H141ZM12 258H14V257H11V258H9V259H12ZM37 258H38V256H37ZM46 258H47V257H46ZM57 258H58V257H57ZM67 258H68V256H67ZM72 258H73V256H72ZM83 258H84V257H83ZM90 258H91V257H90ZM93 258H94V257H93ZM148 258H149V257H148ZM150 258H152V257H150ZM177 258H178V256H177ZM1 259H2V258H1ZM59 259H62V258H59ZM69 259H70V258H69ZM69 259H68V261H69ZM95 259H96V258H95ZM98 259H99V258H98ZM113 259H114V258H113ZM119 259H120V258H119ZM178 259H179V258H178ZM21 260H25V259H21ZM29 260H28V261H29ZM38 260H40V259H38ZM51 260L54 261V259H51ZM75 260H76V259H75ZM78 260H79V259H78ZM96 260H97V259H96ZM174 260H175V259H174ZM179 260H180V259H179ZM1 261H2V260H1ZM5 261H6V259H5ZM18 261H19V260H18ZM53 261H52V262H53ZM64 261H65V260H64ZM66 261H67V260H66ZM68 261H67V262H68ZM76 261H77V260H76ZM76 261H75V262H76ZM80 261H81V258H80ZM98 261H100V259H99ZM119 261H120V260H119ZM152 261H154V260H152ZM152 261H151V263H152ZM155 261H156V259H155ZM155 261H154V262H155ZM176 261H177V259H176ZM2 262L4 263V260H3ZM47 262H48V261H47ZM50 262H51V261H50ZM58 262H59V261H58ZM60 262H61V261H60ZM69 262H71V261H69ZM91 262H92V261H91ZM101 262H102V261H101ZM112 262H113V261H112ZM145 262H146V259H145ZM169 262H170V261H168V263H169ZM0 263H1V262H0ZM3 263H2V264H3ZM7 263H8V262H7ZM13 263H14V262H13ZM55 263H56V262H55ZM65 263H66V262H65ZM71 263H72V262H71ZM92 263H93V262H92ZM92 263H91V264H92ZM141 263H143V262H141ZM9 264H10V263H9ZM45 264H46V263H45ZM61 264H62V263H61ZM79 264H80V262H79ZM83 264H84V263H83ZM88 264H90V263H88ZM98 264H101V263L98 262ZM114 264H115V263H114ZM116 264H117V263H116ZM120 264H121V263H120ZM153 264H154V263H153ZM201 264H203V263H201Z\"/></svg>", "mask_w": 264, "mask_h": 264}]
</instances>
